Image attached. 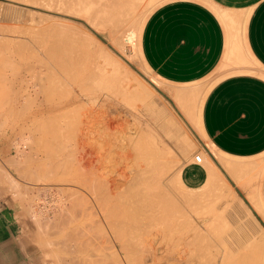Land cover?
Here are the masks:
<instances>
[{"label":"bare ground","instance_id":"bare-ground-1","mask_svg":"<svg viewBox=\"0 0 264 264\" xmlns=\"http://www.w3.org/2000/svg\"><path fill=\"white\" fill-rule=\"evenodd\" d=\"M21 1H23V0H21ZM26 1V0H25ZM30 2L32 1V0H29ZM34 2H35V4H38V3H40V4H38V5H35L36 7H40V5L42 4L43 5V7H45L46 6V8L45 9H49V10H52L51 12L52 13H54V14H58V15H60V16H66V18L67 17H70V18H77V17H79L81 14H86V17H85V19L87 18V21L88 22H91L92 24L94 23V25H95V22L97 21V22H99V24H97L96 26L98 27L99 25H102V24H104L103 26H106L105 24H107V25H109V27H111V29H110V31H111V33H112V42L114 43V45H116V46H121V44H124L125 46H126V44H130V40L132 39V37H131V34L129 33V29H128V27L127 28H123V26L121 27L120 26V24H121V18H122V15L124 16L126 13V11L127 10H129V9H131L132 7H134L133 6V4H134V2L136 1V0H44L46 3H44V1L42 2V1H40L39 2V0H38V2L37 1H35V0H33ZM32 1V2H33ZM152 1H154V0H151L150 2H152ZM26 2H28V1H26ZM25 2V3H26ZM30 2H28V3H30ZM34 2L33 3H31L32 5L34 4ZM37 2V3H36ZM42 2V3H41ZM23 3H24V1H23ZM25 3H24V5H25ZM28 3H26V4H28ZM45 4V5H44ZM137 4V3H136ZM15 5V4H14ZM30 5V4H29ZM135 5V4H134ZM142 5V4H141ZM128 6H129V8H128ZM42 7V8H43ZM139 7V6H138ZM142 7V6H141ZM44 9V8H43ZM127 9V10H126ZM137 9V8H136ZM136 9H134V10H136ZM33 11V13H34V10H32ZM131 11V10H130ZM221 11H223V10H221ZM29 12H31L30 11V9H29ZM38 12V11H37ZM134 12V11H133ZM32 13V12H31ZM30 13V14H31ZM46 13V12H45ZM137 13V12H136ZM135 13V14H136ZM223 13H225V14H227L228 12H226V11H223ZM30 14H29V17H30ZM35 14H36V12H35ZM50 14V13H49ZM129 13L127 12V15H128ZM131 14H132V11H131ZM134 14V15H135ZM37 15H39L38 13L36 14V16ZM46 15V14H45ZM51 15V14H50ZM33 16V15H32ZM130 16V15H129ZM128 16V17H129ZM38 17H40V15L38 16ZM37 17V18H38ZM45 17H47V18H45ZM59 17V16H58ZM125 18H126V15L124 16ZM124 17H123V20H124ZM238 17V16H237ZM43 18V19H42ZM62 18V17H61ZM132 18V17H131ZM228 18V17H227ZM40 19H42L44 22H41L42 20H40ZM40 19L38 18V23L36 24V20H34V22H35V24L38 26H43V23H45V22H48L46 25V28H44L43 27V30H41L42 28L41 27H37V26H35V24L33 25V30L32 31H34L35 33H33L32 34V31L30 32L32 35H34V34H36V31L35 30H37L38 28L42 31H40L39 29H38V33L39 34H36V35H41V34H44V36L45 35H48V38L50 39V41H48L49 39H46L44 36H40L41 38H45V44H49L46 48H47V56H46V54H45V56L49 59L48 61L51 63V66H53V68L55 69V70H53L52 69V67H50V66H48L49 64H48V61H46L45 60V58L44 57H42L41 55V57L42 58H44L43 59V61L42 60H40L39 58H38V54H36V53H34V51H35V49H36V51H37V53H38V49L40 48V45L39 44H34L33 42V38H35V36H33V38H32V36H30L32 39H29V38H22V39H25L24 40V42H23V40H21L20 39V43H25V44H23L24 45V47L22 46V48H24L25 49V46H29V45H26V43L28 44V42L31 40V42L33 43V47L32 48H34V45H36L35 47V49H34V51H32L31 53H28L27 52V49L28 48H30L29 50L31 51V47L29 46L26 50H24V49H21V50H24V52L23 53H25V51H26V53H25V55H21V56H23V57H21V59H23L22 61H25L26 59H28L29 60V58L31 57V55H29L30 57L28 58V56H27V58L25 57L26 55H27V53L28 54H35L36 56H34L33 57V60H35L34 58H38V61L40 60L41 62H46L44 65L45 66H47V67H50V69H52V70H50L51 71V75H50V71H48L49 69L48 68H45V66L44 65H42V63H40V62H38L37 60V62L36 63H40V64H37V65H35L36 63H34V64H32V62L30 63L31 65L29 66V67H32L33 68V65H34V67H35V69H36V66L38 67V68H41L42 69V67L43 68H45V69H48V70H45L44 72H46L47 71V73L49 74V79L47 78V80H46V77L45 76H47L46 74H44V72H41V74L43 75V78L45 77V79H43V81L44 80H46V81H48L49 83H47L48 84V86H47V84H45L46 83V81H45V83H43V81L40 79L41 77H40V75L38 76V74H40L39 72H40V69H38L37 70V72L35 73V76H38V77H40L39 79H38V77H37V80H38V82H42L43 83V85H41V84H38L39 86H40V94H41V90H42V87L44 86V84L46 85V87L42 90V92H44V91H46V90H50V91H46V93L44 92V93H42L43 95L44 94H47V92H48V94L47 95H45V96H42V97H48V96H50V95H52L51 93H52V90H53V96L54 97H56V92H55V89H58V88H60L59 90L61 91V88H62V91H61V93H63L64 92V94L66 93V95L68 94V95H72V94H75L74 95V99H75V102H77V101H80V103H81V98L80 97H78V94L77 93H72V92H70L72 89H70L71 87H70V84H69V87L67 86L66 87V85L67 84H65L64 83V80H69L68 82H70L71 83V86H73L74 84H72L73 83V81L75 82V77H77V79H78V76H79V79L80 78H82V79H80V81L82 82H80V81H78V84L77 83H75V84H77V86L78 85H80V86H78L79 87V89H80V93L79 94H83L84 92L85 93H87L86 91H84V90H88L92 85H91V83L92 82H94V83H92L93 84V86H95V87H93L94 88V90L92 91V88H91V91H92V93H95V89H97V91L99 92V93H97V94H102V93H100V92H102L103 90L105 91V89H106V93L108 94V93H110L109 95H103V97H102V99L101 98H99V99H101V101L102 102H100V100H99V102H100V106H99V109H98V111H96L97 112V115H95V114H92L91 112L90 113H85V114H87V115H85V117H83V119H82V121L84 122V126H83V129H82V132L80 131V133H81V143L80 142H78V143H80V145H81V147L80 148H82L83 147V149H85L86 147L87 148H89V150H88V152H87V154H86V156L83 158V156H81L83 159H81V160H79V164L77 165V170H79V174L81 175L79 178H76V177H74L75 175H70V177H69V175H68V173H69V171L74 167L73 165V161L75 160H73L72 162L70 161V163H66L65 164V167H63V168H66V169H70V170H65V172H68L66 175H68L67 177H64V176H61V181L58 179V180H55V182L56 181H58V182H56V184L57 183H59L60 182V184L61 185H56V186H58V187H56L55 188V190L57 191V192H60V193H65V194H68L69 195V197H70V194L72 195V193H76L77 195L76 196H79L80 194H82L79 198H83V200L81 199V201H85V202H87V203H89V205L91 206L90 207V210L92 209V210H96V212L97 211H99L98 209V207H100V211H101V208H103V209H105L104 210V213L102 212V213H100V214H98V215H100L101 216V214H103L101 217H103V219H107V220H103V219H101V220H99L100 222L102 221V222H104V223H108L107 224V226L109 225V230L108 231H111V232H113L114 231V233L117 231V233H115V235L117 234L118 235V237L116 236V238L118 239V240H120V242H121V244L122 245H119L120 247L117 249L116 248V246H117V242H119L118 240H116V238H114L116 241L114 242V239H113V241H111L112 239H110V240H108L109 242V244H108V250H110V252H107L106 254H105V256H103V257H105V259H106V261L104 262V263H102V262H99V261H102V260H99L98 258H95V257H93V256H91L90 257V250L88 251L87 249H84V250H82L83 248V246H89V237H87V239H86V242L88 241V245H87V243H86V245H83V244H85V243H83L84 242V238H83V242H82V244L81 243H79L80 245H82L81 247L79 246V244L76 246V250H79V251H81L80 252V254L81 255H85V250H87V255H88V252H89V258H88V260L90 259L91 261H89V262H91V264H92V258H93V263L95 264V263H98V264H117L118 263V260H119V257H122L123 256V258H126V259H128V257H133V256H139V257H142V259L143 260H145V259H157L158 257H159V259H165V255H164V253H166L168 250H166V249H163V247L165 246V245H163V244H166V246L165 247H168L167 246V243H168V241H165V239L166 240H169V239H173L174 237H176V235L175 234H177L178 235V233H179V231L177 230L176 231V226H175V224H174V222L172 223L171 221L174 219V216L176 215V214H178V213H176L174 216H173V219H171L170 218V214H169V212L171 211H169V209L167 208V207H165V206H168L169 204L167 203V205L165 204V205H163V200L165 201V199L166 198H162L164 195H166L167 193H164V195L163 196H161L163 193L161 192V190H163V191H165L164 190V187H166L167 188V186H165L162 182H163V178L166 180V179H168V178H166V176H164L166 173L168 174V172L169 171H171V173L170 174H173V176H172V178H173V180L175 181V182H177L178 183V185L182 188V189H184V190H186V191H188V192H191L192 193V195H187V196H184V198L182 199V200H184V202L186 201V202H195V204L193 203L192 204V208L190 207V205H191V203H190V205H189V203L187 204V205H189V209H192V210H195L196 212H198L199 211V209H205V208H201L202 206H201V202L200 201H202V200H200V199H203V197L204 198H206L207 197V200H203V202L204 203H208V200H209V202L211 203L212 202V199L210 198V195L212 194V192L210 191V189H218V194L216 193V195H218L216 198V200H217V202H219V203H221V202H223V201H225L226 203H223L224 205V207H221V210L223 209V211L220 213H216L217 214V216L216 217H214L213 219H211L210 221L213 223L214 222V224H219V223H216V222H218V220L219 219H224V218H227V217H231V220H234L236 223H233V225L232 224H229L228 222H227V220L226 219H224V221H220L219 220V222H220V224L221 223H223L224 222V224H221L222 226H223V229H222V227L221 228H218V227H216V226H219V225H213L215 228H218V229H222L220 232L218 231V229H217V231L219 232V234L217 235V236H219L220 238H218L219 239V241L218 240H216L215 239V236L214 235H216V233H215V231L214 232H212V233H214V235L212 236V234L210 233V232H207V234L208 233H210L211 234V236L212 237H214V239L218 242V245H221L222 246V243L223 242H225L224 240H222L221 238H223L224 236H226L227 234H230L231 233V235L233 236H235V237H237V239L239 238V240H242V242H244L243 243V245H241L242 247H247L248 246V244H249V246H250V248L249 247H247V248H245V249H249V252H251L252 250H250V249H253V247L255 246L256 247V244L254 243V242H256L255 241V238H254V234H256V237L257 238H259L260 237V235H261V241H263V233L264 232H262V229L260 228V227H258V223L256 224L257 225V227L258 228H260L261 229V231H260V234H259V232L258 233H254L253 234V232L251 231L252 230V225H251V223H245L244 221V217L242 218L241 217V214H242V212H244L245 214H247V215H249L248 217H250V214H248V212L246 213V211L248 210H246V208H243V206H242V202L240 201V200H237V196L235 197L234 195V193H232V191H231V189H229L228 188V186H227V184H225L224 183V180H222V178L219 176V174H218V172H217V170L214 168V166H210V168L208 169V179H207V182L205 183V185L204 186H202L201 188H199V189H197V190H190V189H188V188H186L183 184H182V182L180 181V172H181V169H182V165L181 166H176V167H174L175 169L173 170V172H172V167H173V165L172 164H174V163H171V161L169 160V157L172 155V151H171V149L170 148H166V147H168L167 145L166 146H164V143H162L163 141H161V137H160V135H159V127L157 126V127H148L147 125H146V127H148V128H146V129H150L151 131H152V133H150V131H149V133H148V135L145 133V132H147V131H145L144 132V129L142 128V126L140 125V124H138V126H137V124L135 125V128H134V130L133 129H131L132 130V132H130L129 131V128L130 127H128L129 125L127 124V123H121V124H117L116 122H117V116H110V113L112 112V114L113 113H115L117 110H116V107L117 106H115L114 104H116L114 101H113V103L111 102V99H113V100H115V99H117V98H115L114 99V96H119L118 98H122L123 100H125V101H127L126 103H130V105L132 104V105H134L133 104V102H136V104H137V101L140 103V105H141V108L140 109H143V111H145V110H148L147 112H149L151 115H154V112L155 111H153V110H149V107H148V105H147V99L149 98L148 96H147V94L149 93H143V91H141L137 86H133V83H132V81L133 80H136L135 78V76H132V72H130L126 67V65L124 64H122V63H120L119 62V60H117L116 58H115V56L114 57H112V56H109L110 54H112V53H109L108 52V50L106 49V48H104V49H102V46H100V45H102V44H99L98 42L99 41H97V45L98 46H100V47H98L97 49L99 50L100 49V53H98V56L96 55V53H95V60H92L91 61V63L90 62H88L87 64L85 63V62H87L85 59L88 57H86V52L87 51H89V50H91V51H93V49L91 48V47H93L92 46V44L95 42V44H96V40H95V38L94 37H91L90 35H88V33L89 32H87V33H85V31H86V29L84 30V31H82L83 30V28H81L80 26H79V24H78V26L76 25L77 24V22L75 23V25L72 23H69V22H72V21H74V20H72V21H69L70 19H68V20H65V18H62V19H58L57 18V16H44V14H43V17L41 16L40 17ZM45 19V20H44ZM46 19H47V21H46ZM129 19V18H128ZM32 20H33V17H32ZM32 20H30V21H32ZM83 20V19H82ZM226 20V19H225ZM236 20L237 21H228V20H226V22H227V25L229 26V29L230 28H232L233 26H234V24H241L240 22L241 21H238V18H236ZM42 23H40V22ZM69 21V22H68ZM126 21V20H125ZM124 21V22H125ZM88 22H87V24H88ZM234 22H236V23H234ZM30 22L28 21V23L27 24H29ZM78 23H80V22H78ZM102 23V24H101ZM128 23V22H127ZM41 24V25H40ZM82 24V23H81ZM80 24V25H81ZM91 24V25H92ZM30 25H32V24H30ZM83 25V24H82ZM89 25H90V23H89ZM90 25V26H91ZM129 25V24H128ZM2 26V25H1ZM27 26H29V25H27ZM96 26H94V27H96ZM5 27V26H4ZM35 27H37V29L35 28ZM94 27H93V29H94ZM25 28H27V27H25ZM85 28V27H84ZM118 28H119V30H120V32H118ZM137 28H139L138 27V24H137V26L135 27V29L138 31V29ZM1 29H3V28H1L0 27V31H1ZM5 29V31H6V27L4 28ZM3 29V30H4ZM46 29H48L47 31H45V32H47V34L46 33H44L43 31L44 30H46ZM122 29H124L123 31H122ZM25 30L26 29H24V31H20V32H18L17 34H21V35H24L23 34V32H25ZM4 31V32H5ZM7 31H9L8 29H7ZM27 31V30H26ZM122 31V32H121ZM3 32V31H2ZM3 32V33H4ZM132 32V31H131ZM6 33V32H5ZM12 33V32H11ZM16 33V32H15ZM27 32H25V34H26ZM41 33V34H40ZM7 34V33H6ZM8 34H9V32H8ZM19 34V35H20ZM30 34V35H31ZM136 34H137V32H136ZM13 35V34H12ZM18 35V36H19ZM20 35V36H21ZM26 35H28L29 36V33L28 34H26ZM133 36H135V35H133ZM21 37H24V36H21ZM27 37V36H26ZM39 36H36V39L37 40H39L40 41V38ZM4 38V37H3ZM9 38V37H8ZM29 39V41L28 42H26V40H28ZM36 39H35V41H36ZM1 41H2V38L0 39ZM5 40V41H4ZM3 41L4 42H7V41H9V39H7V41H6V37H5V39H4ZM16 40H18L17 41V43L16 44H18V42H19V39L18 38H16ZM16 40L14 41V42H16ZM42 40V39H41ZM1 41H0V43H1ZM2 41V42H3ZM46 41H47V43H46ZM106 41V40H105ZM12 43V39H11V43L12 44H14V46H17V47H15L16 48V50H19L18 48L20 47H18V45H15V43ZM38 42V41H37ZM41 42H43V40L42 41H40V43ZM19 43V45H22V44H20ZM30 43V42H29ZM32 43H31V45H32ZM39 43V42H38ZM92 43V44H91ZM134 43V42H133ZM91 44V45H90ZM5 46H7V43H5L4 44ZM3 45V46H4ZM39 45V46H38ZM41 45L43 46L44 45V42L43 43H41ZM106 45V44H105ZM105 45H103V46H105ZM2 46V45H1ZM13 46V47H14ZM41 46V48H43ZM95 47V46H94ZM93 47V48H94ZM97 47V46H96ZM107 47V46H106ZM123 47V45L121 46V48ZM88 49V50H87ZM97 49H95L96 50V52H98V50ZM103 51H102V50ZM107 50V52H105L106 50ZM118 49H120V48H117V51H119ZM123 49V48H122ZM15 50V51H16ZM28 50V51H29ZM43 51H41L43 54L45 53L44 51H46V49L44 48V49H42ZM84 50H86V51H84ZM124 50V49H123ZM123 50H121V52H123ZM35 51V52H36ZM102 51V52H101ZM19 52H21V51H19ZM18 52V53H19ZM90 52V51H89ZM89 52H88V54H89ZM94 52V51H93ZM22 53V52H21ZM109 53V54H108ZM90 56H92V53L90 52ZM94 54V53H93ZM19 56V55H18ZM20 57H19V59H20ZM94 57V56H93ZM96 57L98 58L97 59V61H96ZM26 58V59H25ZM36 58V59H37ZM41 58V59H42ZM89 58L90 57H88V60H89ZM99 58H100V61H99ZM119 59V58H118ZM31 61H33L32 60V58L30 59ZM45 60V61H44ZM91 60V59H90ZM89 60V61H90ZM21 61V62H22ZM99 61V62H98ZM28 62H30V61H26V62H23L24 64V67H26L27 66V64L29 65V63ZM35 62V61H34ZM92 62L94 63V62H98V63H100V64H96V63H94L93 65L94 66H97L98 65V67L99 68H96V69H98V74H96L95 75V73H94V66L92 67L91 65H92ZM25 63H26V66H25ZM91 64V65H90ZM85 65H87L88 67H89V69L92 67V69H90V71H88V68H87V66H86V68H85ZM91 67H90V66ZM42 66V67H41ZM126 66V67H125ZM23 67V68H24ZM20 68H21V65H20ZM20 68H19V70H20ZM26 70H27V67L25 68ZM25 69H23V70H25ZM34 69V68H33ZM35 69H34V71H35ZM32 70V69H31ZM30 69L28 70V72L27 71H24L25 73H27L28 75H29V73L31 72V73H33L32 71H30ZM43 71V70H42ZM54 71V72H53ZM92 71V72H91ZM21 73V72H20ZM59 73L61 74V77H65L66 79H63L62 78V80H63V83L65 84L64 85V87H65V89H63V84H62V86H59V84H60V82L62 81V80H60L61 79V77H60V75H59ZM56 74H58L59 75V77L56 75ZM33 75V74H32ZM134 75V74H133ZM21 76V75H20ZM30 76V75H29ZM82 76V77H81ZM31 77V76H30ZM30 77H28V78H30ZM34 77V76H33ZM48 77V76H47ZM57 77V79H55ZM135 77V78H134ZM34 78H36V77H34ZM33 78V79H34ZM58 78H59V80H58ZM75 78V79H74ZM23 79L25 80V82H27L28 81V79L26 80L24 77H23ZM23 79H21L22 81H24ZM33 79L31 78V80H32V82H34L33 81ZM54 79V81L56 80V82L57 81H59V82H54V83H52L53 81H50V80H53ZM72 79H74L73 81H72ZM77 79H76V82H77ZM138 79V78H137ZM6 80V79H5ZM20 80V79H19ZM37 80H36V82H37ZM71 80V81H70ZM30 81V80H29ZM28 81V82H29ZM139 81V80H138ZM3 82V81H2ZM32 82H30V83H32ZM68 82H66V83H68ZM23 82H21V83H19V84H22ZM30 83H28V84H26V83H23V84H25L24 86H21L20 85V90H21V88L22 87H24V88H27V85H29ZM1 84V83H0ZM34 83H32V85H33ZM37 84V83H36ZM56 84V85H55ZM95 84V85H94ZM12 85V84H11ZM9 85V87L6 85V86H4V88L6 87L7 89L9 88V89H11V88H13L12 86H14V85ZM49 85H50V87L52 86L53 88H54V86H55V88L53 89L52 87V90H51V88H49L48 89V87H49ZM54 85V86H53ZM57 85H58V88H56L57 87ZM1 86L2 87H0V90H1V88L2 89H4L3 88V85L1 84ZM19 86V85H18ZM31 86V85H30ZM39 86H38V88H39ZM75 86V88L77 87L76 85H74ZM73 86V87H74ZM90 86V87H89ZM100 88V91H99V88ZM11 87V88H10ZM36 87V86H35ZM72 87V88H73ZM81 87V88H80ZM97 87V88H96ZM37 88V87H36ZM35 88V89H36ZM68 88V90L69 91H67L66 89ZM102 88H104V89H102ZM148 88V87H147ZM8 89V90H9ZM16 89V88H15ZM32 89L34 90V91H32L31 93H33V92H35V89L32 87ZM46 89V90H45ZM101 89H102V91H101ZM145 89V88H144ZM196 89L197 88H193V87H191V88H187V87H182V88H175V89H173V91L171 92L170 91V94H171V96L175 99V100H182V99H187V98H189V97H191L192 96V94L193 93H196ZM17 90H18V88H17ZM17 90H15L16 91V93L15 94H17L18 93V91ZM25 90V89H24ZM29 90L30 89H28V92H26L25 91V93H26V95H28V96H30V95H32V94H28V93H30L29 92ZM39 90V89H38ZM37 90V91H38ZM63 90H65V91H63ZM74 90V89H73ZM76 90V89H75ZM81 90H83V91H81ZM90 90V89H89ZM200 89H198V91H199ZM3 91V90H2ZM2 91L0 92V94H2ZM11 91V90H10ZM10 91H8V95H9V97H13V93H12V91L10 92ZM14 91V92H15ZM22 91H23V88H22ZM103 91V92H104ZM110 91V92H109ZM147 91V90H146ZM145 91V92H146ZM151 91V90H150ZM4 92H7V90L5 89L4 90ZM4 92H3V95L5 96V97H8L7 95H5L4 94ZM24 92V91H23ZM23 92H19L18 94H17V96H18V98H19V95H21L22 96V93ZM55 92V93H54ZM76 92V91H75ZM82 92V93H81ZM12 93V96H10V94ZM37 93V92H36ZM35 93V94H36ZM39 93V92H38ZM69 93H72V94H69ZM89 93V95L90 94H92L90 91L88 92ZM87 93V94H88ZM24 94V93H23ZM34 94V93H33ZM76 94H77V96H76ZM150 94H152V93H149V95ZM60 95V92L58 93L57 92V97ZM95 95V94H94ZM99 95V96H100ZM153 95V94H152ZM2 98H3V96L2 95H0ZM17 96H15L14 95V97L15 98H17ZM28 96H26V98L28 97ZM53 96H51V97H49V99L47 98V99H44L43 98V101L45 100V102H43L40 98H37L36 97V95H35V97H33L32 96V98H35V100L34 101H36V103L35 102H31L30 101V99L32 100V98H28L29 99V101H28V99L26 100V105H25V103H23L24 102V100L26 99L25 98V96L23 97V98H25L24 100H22L23 102H22V104H24V106H21L22 104H20V103H18V104H20V106L21 107H23V111L21 110V107H20V109L18 108V110L17 111H20V112H26V111H24V108H25V106L28 108V106L29 107H31L32 106V104L33 103H35L34 105H36V107L34 106V108H36L34 111H33V109H30L31 110V112L33 111V115H34V117L33 118H35V119H37L36 118V116L37 117H44L45 118V116L44 115H47V117H46V119H45V121H44V119H43V121H41L42 119L41 118H38L37 120L38 121H36L35 123L36 124H34V121H33V124H30L29 122L33 119V118H31L32 117V114L30 115L31 117L29 118V119H31V120H29L28 121V123L30 124V126L29 127H31V125H35L34 127H37V128H34L33 126V128H34V130H32L31 128H28V132H29V134L31 135L32 133H30V132H33V134L32 135H34V133L38 130V127H39V130H41V132L40 131H37V133L39 132V134L41 133V136H42V134L45 132V133H49V135H54V136H52L51 138H47V137H49V135H45V133L43 134V136L42 137H37L38 135H36V139L37 140H40V138L43 140V137H45V136H47L46 138H44V141H46V139H47V141L49 140V141H51V145L53 146V148L55 149L56 148V140L57 141H59V139H57V137H56V135L55 134H58L57 133V131H58V129L59 128H57V130L54 128V126L56 125V124H58V123H56L55 125H53L52 126V124L53 123H55V122H53L54 121V119H55V117H54V119L53 120H51L52 119V114L54 115V113L56 112V111H58V113L60 112H62L63 113V108H65V106L63 105V106H61V107H59L60 105V100L59 99H62V98H64V101H65V97L66 96H63V94H61V98H60V96H59V98H58V101L60 102H58V101H56L57 100V97H56V99L54 100L53 98ZM63 96V97H62ZM70 96L68 97L67 96V99L71 102V98H70ZM81 96V95H80ZM83 97L85 96L84 94L82 95ZM102 96V95H101ZM154 96H155V94H154ZM1 97H0V99H1ZM4 97V98H5ZM53 97V98H52ZM73 97V96H72ZM79 99H78V98ZM87 97V96H86ZM22 98V97H21ZM50 98H52L53 99V101L54 102H58V103H56V104H54V103H46V102H48V101H50ZM92 98H93V95H92ZM156 98H158L157 96H156ZM52 99H51V101H52ZM73 99V98H72ZM73 99V100H74ZM84 99V98H83ZM88 99V98H87ZM90 99H91V97H90ZM159 99V98H158ZM40 100V101H39ZM46 100H48V101H46ZM68 100H66V101H68ZM98 100H94L93 101V99H92V103H95V102H97ZM119 100V99H118ZM16 101H17V99H16ZM85 101H87V100H85ZM104 101V102H103ZM122 101V100H121ZM18 102H19V99H18ZM28 102V103H27ZM70 102H67V103H69L70 104ZM74 102V103H75ZM99 102H97V103H99ZM117 102V101H116ZM158 102V101H157ZM30 103H31V105H30ZM46 103V104H45ZM62 103H66V102H63L62 101ZM66 103V104H67ZM79 103V104H80ZM85 103V102H84ZM3 103L1 102V105H0V107L2 106H5V103L2 105ZM8 104V105H7ZM18 104H16L15 103V105H13V111H14V107L16 106V105H18ZM29 104V105H28ZM69 104L66 106V108L69 106ZM72 104H73V101H72ZM71 104V105H72ZM75 104H78V103H75ZM73 105V107L75 108V106H77V105ZM79 104H78V106H79ZM123 104H125V103H123ZM6 105H7V110H8V108H9V110H11L12 111V108H10L11 107V104L9 105V103H6ZM59 105V106H58ZM96 105V104H95ZM130 105H128V107L130 106ZM131 105V106H132ZM9 106V107H8ZM82 106H84L85 107V105H82ZM94 106V105H93ZM125 106H127V105H125ZM137 107L139 106V105H136ZM135 106V107H136ZM1 107V108H2ZM71 107V106H70ZM73 107H71L70 109H69V111L71 110H73V112H74V109H72ZM89 107V106H88ZM101 107V108H100ZM133 107V106H132ZM132 107H129L130 109H132ZM5 108V109H6ZM27 108H25V110H29V108L27 109ZM65 108V111L64 112H66V116H67V109ZM69 108V107H68ZM81 108V107H80ZM87 108V107H86ZM90 108V107H89ZM96 108V107H95ZM105 108L107 109L106 111H104L105 110ZM134 108V107H133ZM154 108V107H153ZM3 109H4V107H3ZM15 109H17V106H16V108ZM60 109V110H59ZM119 109V108H118ZM7 110H5V111H3V112H5L4 114H5V116H7L6 115V111ZM81 110V109H80ZM85 110V109H84ZM83 109H82V111H84ZM91 110V109H90ZM93 110V109H92ZM103 110V111H102ZM127 110V109H126ZM135 110V109H134ZM10 111V112H11ZM13 111H12V113H10V114H14L13 113ZM68 111V112H69ZM70 111V112H71ZM76 111V110H75ZM87 111V110H86ZM85 111V112H86ZM138 111H140L139 109H138ZM157 111V113H158V109L156 110ZM2 112V113H3ZM18 113V117L19 118H21L20 117V115L19 114H23V113ZM95 112V113H96ZM122 112V111H121ZM135 112H137L136 110H135ZM1 113V114H2ZM15 113H17V112H15ZM28 113H30V112H28ZM57 112L55 113V116L58 114ZM59 113V114H60ZM116 113H118V112H116ZM130 112L128 111V114H129ZM133 113V112H132ZM161 113V112H160ZM160 113H159V115H160ZM4 114H3V117H1L0 116V118H2V121L3 120H6V121H8L7 120V118L8 119H10V115L8 114V116L7 117H5L4 116ZM48 114L49 115H51V116H49L48 117ZM71 114H73V113H71ZM71 114H69L68 115V117L70 118L71 117ZM80 114V113H79ZM120 114V113H119ZM162 114H163V112H162ZM161 114V115H162ZM17 115V114H16ZM24 115H27V112H26V114H24ZM36 115V116H35ZM63 116H65L64 114H62ZM62 115H60L59 116V118L61 119V116ZM122 115H123V113H122ZM121 115V116H122ZM126 115V114H125ZM62 116V117H63ZM75 116V115H74ZM127 116V115H126ZM125 116V117H126ZM156 116L157 115H154V118H156ZM13 117H15V118H17L16 116H13ZM22 117H25V116H22ZM29 117V116H28ZM73 117V116H72ZM137 117H139L140 119L142 118V120H143V115H142V113H140V112H138V115H137ZM4 118V119H3ZM11 118H12V116H11ZM15 118H13V119H15ZM27 118V117H26ZM66 119H67V117H65ZM74 118V117H73ZM81 118V117H80ZM85 118V119H84ZM126 118H128V117H126ZM132 118H135V117H133L132 116ZM48 119H50V120H48ZM66 119H63L64 121L62 122L63 124H66ZM121 119V118H120ZM11 120V119H10ZM16 120H18V119H16ZM39 120H40V122H39ZM71 120V119H70ZM69 120V121H70ZM79 120V119H78ZM124 120V119H123ZM153 122L154 121H156L155 119L153 120V119H151ZM6 121H3V124H1L2 122H0V124L2 125V127H1V125H0V128H3V125H4V127H5V125L6 124H8ZM12 121V120H11ZM14 121V120H13ZM61 121V120H60ZM73 121V120H72ZM127 121V120H126ZM134 121V120H133ZM135 121H136V119H135ZM138 121V120H137ZM136 121V122H137ZM6 122V123H5ZM39 123V126H38V123ZM42 122H43V125L44 126H42ZM51 122H53V123H51ZM118 122H123V121H118ZM124 122H125V120H124ZM141 122V121H140ZM142 122H144V121H142ZM178 122V121H177ZM13 123V122H12ZM16 123V121H14V123L13 124H15ZM168 123V122H167ZM12 124V125H13ZM49 124H51V126L52 127H48V125ZM59 124H61V123H59ZM58 124V125H59ZM127 124V125H126ZM145 124V123H144ZM175 124V123H174ZM42 126V128H41V126ZM47 125V126H46ZM133 125V124H132ZM199 125H200V123H199ZM11 126V125H10ZM14 126V125H13ZM16 126H17V124H16ZM81 127H82V125H80ZM134 126V125H133ZM137 126V127H136ZM172 126H173V124H172ZM22 127V126H21ZM21 127H19V128H21ZM25 127H27V125H25ZM25 127H22V128H24L25 129ZM45 127V128H44ZM48 127V128H47ZM57 127V126H56ZM70 127V126H69ZM128 127V128H127ZM176 127V126H175ZM14 128V127H13ZM174 128V127H173ZM178 128V127H177ZM176 128V129H177ZM180 128V127H179ZM201 128V127H200ZM27 129V128H26ZM29 129H31L30 131H29ZM128 130V133H124V130L125 131H127ZM160 129L161 130H164L165 129V127H160ZM176 129H174V130H176ZM12 130V129H11ZM51 130V131H50ZM99 130H101L100 131V133H99ZM160 130V131H161ZM172 130L173 129H168L167 130V132H168V138H169V134H170V132H172ZM16 131H18L17 129H16ZM22 131H24L23 129H22ZM61 131V130H60ZM97 132V135L101 138V137H104L103 135L105 134L106 136H108L109 138L107 139L106 137H104V138H101V143L98 145V143H97V145L95 146L94 145V148H93V143L94 142H92V145L90 144L91 142L90 141H92V140H90L89 141V136H91V134L92 133H94V132ZM118 131H120V133L117 135V133H118ZM43 132V133H42ZM52 132H53V134H52ZM96 132L94 133V134H96ZM4 133V132H3ZM22 133V132H21ZM161 133V132H160ZM10 134V133H9ZM28 134V133H27ZM62 134V133H61ZM65 134H66V132L64 133V135L63 136H65ZM23 135V134H22ZM22 135H20V136H22ZM68 135V134H67ZM71 135V134H70ZM69 135V136H70ZM75 135V134H74ZM102 135V136H101ZM163 135V134H162ZM167 135V134H166ZM29 136V135H28ZM26 137V138H29V137ZM57 136H59V134L57 135ZM69 136H67L68 138H69ZM79 136V135H78ZM96 136V135H95ZM98 136H96V138L98 137ZM119 136V137H118ZM171 136V135H170ZM183 136V135H182ZM31 137V136H30ZM34 138H33V140H35V136H33ZM74 137V136H73ZM98 137V138H99ZM171 137H173V136H171ZM39 138V139H38ZM65 138V137H64ZM167 138V139H168ZM171 139V138H170ZM188 139V138H187ZM26 140V139H25ZM28 140V139H27ZM96 140V139H95ZM98 140V139H97ZM23 141V140H22ZM22 141H20V142H22ZM29 141V140H28ZM67 141V140H66ZM66 141H64L65 143H66ZM99 141V142H100ZM19 142V141H18ZM25 143L24 144H22V145H19L18 143V146H16L15 145V151H16V153H18L20 156L22 155V157L23 156H25V157H19V159H14V158H12L13 160H11V162H10V167H11V165H18V167L19 166H25V168L27 167V166H30V168H31V166H34V165H32L33 164V162H36V164H35V166L33 167L34 168V174L35 173H38V170H39V167L38 168H36V169H38L37 170V172H36V170H35V167H37L38 166V163L39 162H43L44 161V157H45V159H47V161H48V158H50V157H46L47 156V154L46 153H50L52 156H55L56 155V153H59V152H57V150L54 152V150H52V151H47L46 152V150H44L45 152H43L42 150L43 149H48L49 150V147L47 146L48 145V142H44V143H42V141L40 140V141H32V143H31V140H30V142H27V141H24ZM27 142V143H26ZM33 142H35V143H33ZM39 142V143H38ZM40 142H41V145L42 144H44V145H42V146H40L39 144H40ZM59 142H61V141H59ZM64 142H62L63 144H65ZM175 142H177V141H175ZM188 142V141H187ZM29 143H31V144H34V147L36 148V149H42L43 147V149L42 150H40V152H37V154H39V153H44V157L42 158V161L40 160H38V156H37V154H35V150H33L34 148H32V146H30V144ZM47 143V144H46ZM58 144V143H57ZM61 144V143H60ZM63 144H61L59 147H61L62 148V145ZM47 147H46V146ZM64 146V145H63ZM67 146V145H66ZM180 146V145H179ZM191 146V145H190ZM38 147V148H37ZM46 147V148H45ZM75 147V146H74ZM73 147V148H74ZM85 147V148H84ZM189 147V146H188ZM57 148H58V146H57ZM65 147H63V149H64ZM72 148V147H71ZM190 148V147H189ZM59 149V148H58ZM68 149H70V148H68ZM75 149H76V147H75ZM182 150H183V152L185 151L183 148L180 150L181 151V154H183V152H182ZM38 151V150H37ZM59 151V150H58ZM60 151L62 152V150L60 149ZM64 151V153H66L67 151L66 150H63ZM66 151V152H65ZM69 151V150H68ZM81 151V150H80ZM73 152V151H72ZM71 151L69 152V156L71 155L70 153H72ZM42 153V154H43ZM64 153H59V156H61L60 154H62V156L61 157H59L60 159V163L61 162H63V160H64V158H62L63 157V155H64ZM186 152H184V154H185ZM67 154V153H66ZM66 154L64 155L65 157H66ZM76 154V153H75ZM82 154V153H81ZM39 155H41V154H39ZM50 155V156H51ZM58 155V154H57ZM56 155V156H57ZM108 155H110V157H111V155H112V157L110 158V159H106V160H108V162L110 163L111 162V164H110V166H111V173L110 174H113L111 177H112V179L111 178H106V176H103L102 175V173L106 170V166H105V168H104V164L103 163H108L106 160V162H103V160H104V158L105 157H107ZM49 156V155H48ZM51 156V157H52ZM56 156H55V158H56ZM184 155H182V157H183ZM14 157H16V155L14 156ZM72 157H76V155L75 156H73V153H72ZM207 157V156H206ZM11 158V157H10ZM10 158H8V159H10ZM22 158V159H21ZM53 158V157H52ZM52 158L51 159H49L50 161L49 162H51V160H52ZM61 158L63 159V160H61ZM70 158V157H69ZM204 158V157H203ZM27 160V161H29V165H28V163L25 161V162H23L24 160ZM33 161H31V160ZM35 159H37L36 161H34ZM68 159V158H67ZM173 160H174V158H172ZM208 159V158H207ZM58 160V161H59ZM66 160V159H65ZM64 160V161H65ZM69 160H71V159H69ZM177 159H175V161H176ZM53 161H54V159H53ZM177 161H179V160H177ZM32 162V163H31ZM46 162V161H45ZM45 162H43V163H45ZM55 163H57L58 165L60 164V163H58L57 161H54ZM53 162V163H54ZM66 162V161H65ZM219 162V161H218ZM4 163V162H3ZM26 164V165H24V164ZM43 163H39L40 164V167L42 166V164ZM54 163V164H55ZM108 163V164H109ZM9 165V161L6 163V165ZM49 165V163H46L45 165H44V167L43 168H47L46 167V165ZM103 164V165H102ZM177 164V163H176ZM3 165V164H2ZM1 165V163H0V174L2 173L3 175H1L2 177H5V179L6 180H8L9 179V185H10V188L12 187V185H16L15 187L13 186V188L12 189H14V188H16V189H14V190H16V192H17V190H20V189H22L23 187H21L20 186V184H19V187H18V184H14V183H20V182H17L16 180H14L15 178H12L11 176H9L10 174L8 173V171H7V169L5 168L4 169V167ZM7 165V166H8ZM50 165H52V166H54L53 164H51L50 163ZM57 165V166H58ZM171 165H172V167H171ZM224 167H225V169L227 170V171H229L231 174H233V175H235L236 177H238V175H240V174H242V173H247L248 172V169H247V167H245V166H242V165H240V164H230V163H227V162H223V164H222ZM5 166V165H4ZM21 166V168H20V170L22 169V171H23V167ZM56 166V164H55V166L54 167H52V168H49L50 169V171L54 168V170H55V168L57 169L58 167ZM60 166L62 167V163L60 164ZM63 166H64V163H63ZM3 167V168H2ZM6 167V166H5ZM9 167V166H8ZM75 167H76V165H75ZM109 167V166H108ZM17 168V167H16ZM33 168H32V170L30 171L31 173H33L32 171H33ZM43 168H41V169H43ZM60 168V167H59ZM222 168V167H221ZM26 169H28V168H26ZM26 169H24V170H26ZM40 169V171L42 172H40L41 174H44V175H46V170L48 169H43V170H41ZM61 169V168H60ZM59 169V170H60ZM99 169H101L100 170V172H99ZM105 169V170H104ZM110 169V167L107 169V170H109ZM17 170V169H16ZM19 169H18V171H17V173L19 174V171H20ZM58 170V169H57ZM63 170V169H62ZM75 170V169H74ZM77 170L76 171H74V173L75 172H77ZM102 170H103V172H102ZM219 170V169H218ZM260 170L261 169H256L255 170V172L254 173H252L251 175L253 176V177H258L259 176V174H260ZM44 171V172H43ZM92 171H94L93 173H94V176L95 177H92L93 175V173H92ZM95 171H98V173H101V175H99V176H97L96 174H98L97 172L95 173ZM110 171V170H109ZM223 171V170H222ZM21 172V171H20ZM29 171H28V173H30ZM48 172H49V170H48ZM52 172V171H51ZM57 172V171H56ZM62 172V171H61ZM72 172V171H71ZM105 172H107V171H105ZM224 172V171H223ZM22 173V175H25V174H23V172H21ZM20 173V174H21ZM27 173V174H28ZM53 173V175L55 176H57V175H62V174H57V173H55L54 174V171L52 172ZM63 173V172H62ZM49 174V173H48ZM65 174V173H64ZM72 174V173H71ZM76 175H77V173H75ZM78 174V175H79ZM108 174H109V172H108ZM110 174L107 176V177H109L110 176ZM169 174V175H170ZM22 175H20L21 176V178H22ZM37 175V174H36ZM53 175L51 176V177H53ZM65 175V176H66ZM77 175V176H78ZM0 176V178H2ZM26 176V178H27V175H25ZM34 176L35 175H33L32 174V176H30V178H31V180H33V179H37L38 177L37 176H41V175H37L36 177L37 178H34ZM49 176V175H48ZM55 176V178H57ZM164 176V177H163ZM252 176H251V178H252ZM24 177V176H23ZM43 177H46V176H43L42 175V178ZM50 177V178H51ZM62 177H63V179H62ZM28 178H29V174H28ZM42 178H40V181H42L41 179ZM4 179V183H6V180ZM39 179V178H38ZM37 179V180H38ZM53 178H51V179H49L48 178V180H47V182L49 181V180H52ZM23 180H25V179H23ZM44 178H43V182H44ZM169 180H171L170 179V177H169ZM169 180H166V183L165 184H167V181H169ZM250 180V179H249ZM14 181H16V182H14ZM30 181V180H29ZM53 181H54V179H53ZM231 181V180H230ZM252 181V180H251ZM23 182H25V181H23ZM33 182V181H32ZM46 182V183H47ZM52 181H50V183H51ZM175 182H174V187H175ZM10 183H12V184H10ZM49 183V182H48ZM49 183V184H50ZM164 185V187H163V185ZM171 183V181H169V183L168 184H170ZM176 183V184H177ZM22 184V183H21ZM29 185H30V183H28ZM54 184V183H53ZM161 184V185H160ZM167 184V185H168ZM4 185H6V184H4ZM41 185H42V183H41ZM66 185H69V186H75L76 188L78 187V188H80L81 190H83L84 191V193L82 192L81 193V191L79 192V190L78 189H75L74 190V188H73V190L71 189V188H66L67 186ZM235 185V184H234ZM26 186H27V184H26ZM54 186V185H53ZM65 186V187H64ZM169 186V185H168ZM172 186V185H171ZM171 186H169V187H171ZM177 186V185H176ZM33 187V186H32ZM49 187H51V186H48V188ZM160 187H162V189L160 188ZM173 187V188H174ZM178 187V186H177ZM177 187H176V189H177ZM5 188V187H4ZM18 188H20V189H18ZM27 188L29 189V187L27 186ZM226 188H228V193L227 194H224L225 192H224V189H226ZM5 189H7V188H5ZM4 189V191H6ZM38 189V188H37ZM41 189V188H40ZM168 189H170V188H168ZM167 189V190H168ZM11 190V189H10ZM26 190V189H25ZM25 190H24V193H25ZM32 190H34V189H32ZM45 190V189H44ZM43 190V191H44ZM76 190H78L77 192H76ZM166 190V191H167ZM3 191V192H4ZM7 191H8V189H7ZM27 191H29V190H27ZM169 191V190H168ZM167 191V192H168ZM171 191V190H170ZM169 191V192H170ZM175 191V190H174ZM12 192H14L15 194H16V197L15 198H17V196H19L20 194H21V192L20 191H18L17 193L15 192V191H13L12 190ZM32 192V191H31ZM37 192V191H36ZM176 192H177V190H176ZM23 193V194H24ZM44 193V192H43ZM49 193V192H48ZM80 193V194H79ZM171 193L173 194V190L171 191ZM175 193V192H174ZM177 193H179V192H177ZM5 194V193H4ZM14 194V195H15ZM18 194V195H17ZM23 194H21V196L23 195ZM58 194V193H57ZM56 194V195H57ZM184 194V193H183ZM189 194V193H188ZM214 194V193H213ZM34 195H37V193L36 194H34ZM44 195V194H43ZM53 195V194H52ZM74 196H75V194H73ZM72 195V196H73ZM176 195V194H175ZM178 195V194H177ZM8 196V195H7ZM6 196V197H7ZM13 196V195H12ZM21 196H20V198L19 199H17V200H19L20 201V199H24V197H22L21 198ZM38 196V195H37ZM73 196V197H74ZM170 196H172V195H170ZM182 196V195H181ZM180 196V197H181ZM209 196V197H208ZM32 197V196H31ZM58 197V196H57ZM65 197V196H64ZM63 197V198H64ZM73 197H71L72 199H73ZM167 197V196H166ZM179 197V198H180ZM35 198H36V196H35ZM38 198V197H37ZM36 198V199H37ZM62 198V197H61ZM78 198V197H77ZM170 198V197H169ZM173 198H174V195H173ZM176 198H177V196L175 197V202L177 203V201H176ZM10 199V198H9ZM26 199V198H25ZM28 199V198H27ZM68 199V198H67ZM67 199H65V200H67ZM70 199V198H69ZM170 199H172V198H170ZM239 199V198H238ZM11 200V199H10ZM30 200V202H31V199H29ZM33 200V199H32ZM48 200V199H47ZM64 200V199H63ZM73 200H76V198L75 199H73ZM181 200V201H182ZM200 200V201H199ZM25 201V200H24ZM39 201V200H38ZM68 201V200H67ZM79 201V200H78ZM172 201H174L173 199H172ZM171 201V202H172ZM179 201V200H178ZM197 201H198V204H197V207L199 206V208H197L196 209V207L195 206H193V205H196V203H197ZM237 201H238V204H236L237 203ZM27 202V201H26ZM34 202H36V201H34ZM48 202V201H47ZM69 202V201H68ZM167 202H168V200H167ZM180 202V201H179ZM178 202V203H179ZM185 202V203H186ZM199 202L201 203V204H199ZM215 202V201H214ZM216 202V203H217ZM12 203H14V202H12ZM43 203H45V202H43ZM57 203V202H56ZM70 203V202H69ZM73 203H74V201H73ZM80 203V202H79ZM82 203H84V202H82ZM177 203V205L180 207L181 206V204L179 203L178 204ZM184 203V204H185ZM206 203V204H207ZM50 204V203H49ZM53 204V203H52ZM65 204V203H64ZM75 204H77V202L75 203ZM81 204V203H80ZM85 204V203H84ZM175 204V203H174ZM225 204L227 205V207H225ZM21 205V204H20ZM27 205V204H26ZM33 205V204H32ZM59 205V204H58ZM62 205V204H61ZM74 205V204H73ZM88 205V204H87ZM87 205H86V208H88L87 207ZM102 207H101V206ZM177 205H174V206H176L177 207ZM186 205V204H185ZM187 205L185 206V207H187ZM205 205V204H204ZM23 206V205H22ZM30 205H28V206H25L26 208L27 207H29ZM66 206V205H65ZM64 205H62V207L61 208H63L64 209V207H65ZM207 206H208V204H207ZM217 206H219V204L218 205H216L215 207H217ZM247 206V205H246ZM7 207V206H6ZM8 207H9V205H8ZM7 207V208H8ZM25 207H23L22 209H24V210H22L23 212L26 210L25 209ZM42 207V206H41ZM51 207V206H50ZM73 207V206H72ZM71 207V208H72ZM84 207V206H83ZM105 207V208H104ZM170 207H172V205L170 204ZM169 207V208H170ZM176 207H174L175 208V211H177L176 209H179V207L178 208H176ZM182 207V206H181ZM181 207H180V209H181ZM185 207H183V208H185ZM194 207V208H193ZM245 207V206H244ZM251 207V206H250ZM35 208V207H34ZM58 208H59V206H58ZM75 208V207H74ZM173 208V207H172ZM172 208H170V209H172ZM208 208V207H207ZM206 208V209H207ZM209 208H210V210L209 209H207V210H201V211H203L204 212V214L205 213H209V211L211 212L212 210L211 209H213V207L212 206H209ZM103 209H102V211H103ZM157 209H158V212H164V215H160L158 212H157ZM179 209V210H180ZM188 209V210H189ZM217 209L219 210L220 208L219 207H217ZM216 209V210H217ZM35 210V209H34ZM37 210V209H36ZM66 210H68V208L66 209ZM74 210V209H73ZM79 210V209H78ZM183 211V213H185L186 212V210L184 211V209H182ZM209 210V211H208ZM220 210V211H221ZM31 211V210H30ZM51 211V210H50ZM62 211V210H61ZM60 211V212H61ZM173 211V210H172ZM171 211V212H172ZM54 212V211H53ZM67 212V211H66ZM75 212V211H74ZM84 214H85V212H86V210H85V212L84 211H82ZM90 212H92V211H90ZM217 212V211H216ZM225 212V213H224ZM34 213V212H33ZM42 213V212H41ZM63 213V212H62ZM61 213V214H62ZM72 213V212H71ZM80 213V212H79ZM82 213V214H83ZM87 213H88V211H87ZM173 213V212H172ZM179 213H180V211H179ZM192 213V212H191ZM222 213H224L223 215H222ZM17 214V213H16ZM26 214H28V213H25V215L23 216V217H21V219L22 218H26L27 216H29V215H27L26 216ZM65 214V213H64ZM69 214V213H68ZM76 214H77V212H76ZM75 214V215H76ZM81 214V215H82ZM162 214V213H161ZM186 214H188L187 212H186ZM220 214V215H219ZM41 215V214H40ZM56 215V214H55ZM70 216H71V214H69ZM97 215V216H98ZM182 216H183V214H181ZM185 215V214H184ZM246 215V216H247ZM15 216V215H14ZM47 216V215H46ZM45 216V217H46ZM65 216H66V214H65ZM65 216H62V217H65ZM72 216L74 217V214H72ZM78 216H80V215H78ZM92 216H96V215H92ZM185 216H187V215H185ZM245 216V215H244ZM36 217V216H35ZM38 217V216H37ZM44 217V218H45ZM72 217V218H73ZM84 217H88V216H84ZM99 217V216H98ZM100 217V218H101ZM172 217V216H171ZM179 217V216H178ZM178 217H175V218H177V219H175V220H178L179 218ZM221 217V218H220ZM28 218V217H27ZM31 218H34V217H31ZM40 218V217H39ZM38 218V219H39ZM48 218V217H47ZM53 218V217H52ZM55 218H57V217H55ZM68 218L69 217H67V220L65 221V222H67L68 221ZM94 218V217H93ZM93 218L91 219V217H90V219L91 220H93ZM181 218V217H180ZM209 218V217H208ZM35 219H37V218H35ZM34 219V222L36 221L37 222V220H35ZM50 219V218H49ZM49 219H48V221L47 222H49L50 223V221H49ZM70 219V218H69ZM75 219H77L76 217H75ZM75 219H70V220H75ZM80 219V218H79ZM79 219H77V220H79ZM82 219V218H81ZM87 219H89V218H87ZM89 219V220H90ZM95 219H96V217H95ZM183 219V221H184V218H182ZM182 219H181V222H182ZM186 219H187V221H186ZM185 219V221L187 222L186 224L188 225H186L185 227L188 229L189 227H190V225L192 224V221L190 220V222H189V219H188V216H187V218ZM191 219V218H190ZM241 219H243L244 221H242ZM250 219V218H249ZM248 219V220H249ZM254 219V218H253ZM19 220V214H18V218L16 219V221H18ZM22 220H24V225L26 226V224H25V222H27L25 219H22ZM22 220H19V221H21L22 222ZM45 220V219H44ZM63 220V219H62ZM70 220H69V223H70ZM89 220H87V222L89 221ZM216 222H215V221ZM246 220H247V218H246ZM251 220H252V218H251ZM18 221V222H19ZM28 221H30V220H28ZM42 221V220H41ZM41 221H39L38 222V226L37 225H35L34 226V224H33V221H31V223L33 224V228L32 229H35L34 227H38V228H36V230L38 229L39 230V227L41 228L40 230L42 231V232H40V230H39V233H40V235L41 234H43L44 232V230H45V228H46V230L49 232L48 234H47V232H46V234L47 235H49V239L48 240H50V238L52 239L53 237H50L51 236V234H50V228L52 227V225H56V222H58V220H56V221H53V223H55V224H50L51 225V227H49V225H48V227H47V224H44V227L45 228H42V225H40L42 222ZM52 221V220H51ZM86 221V220H85ZM84 221V222H85ZM96 221H97V219H96ZM98 221V222H99ZM106 221V222H105ZM174 221V220H173ZM184 221V222H185ZM199 221V220H198ZM203 221V220H202ZM207 221H208V219H207ZM206 221V222H207ZM226 221V222H225ZM36 222H35V224H36ZM47 222H45V223H47ZM60 220H59V224H60ZM80 222H81V224L79 223V224H76V225H78V226H76L75 225V227H73L72 228V226H71V228L73 229L72 230V232L70 231V232H68L69 234H64L67 238H65V236L63 237L62 236V239L64 238V240L65 239H67L68 241H67V243H65L66 242V240L64 241V240H60V241H62V244H59L58 246L59 247H61L60 245H63V243H65L64 245H63V247L64 246H66L67 244H68V242L69 243H71V241H72V243L74 244V242L73 241H76L77 242V240H78V238H81V237H79V235L80 234H78L77 232H79L78 230H81V229H77V227H79V225H82V220H80ZM86 222V223H87ZM101 222V223H102ZM180 222V224H182ZM196 222V221H195ZM211 222H208V225L211 223ZM253 222V221H252ZM44 223V222H43ZM52 223V222H51ZM68 223V224H69ZM72 223H73V221H72ZM72 223H70L69 225H71ZM91 223V222H90ZM93 223V222H92ZM91 223V224H92ZM96 223V226H98L97 225V222H95ZM100 223V224H101ZM152 223H155V228H158L159 226H157V223H171L172 224V226H173V228H176V229H173L172 227H171V229H172V232H173V230H175L176 232L175 233H172L171 234V232H168L169 234H171V238L170 237H168L167 238V236H168V234H166V231L162 234L161 232V236H163V237H165L166 235V238L164 239V243L162 244V242H163V240L161 241V238H163V237H160V241L158 240V238H156V236H155V234L154 233H157V232H159L160 231V229L159 230H157V229H152V230H154V231H156L157 230V232H153V235H151L150 234V236H154L155 238H150L149 240H148V238L146 239V240H148V242H143L144 240L142 239L141 240V242H143L144 243V245H142L141 247H139L140 246V244H141V242H140V244H139V241H138V239L140 240L141 239V236L139 237V238H137L138 237V235H140L141 234V232L142 231H144L143 229H145V228H148V226H150V227H152ZM189 223V224H188ZM191 223V224H190ZM203 223V222H202ZM29 224H30V222H29ZM58 224V223H57ZM59 224L57 225L58 227H59ZM61 224H63L62 222H61ZM68 224H64V225H68ZM90 224V225H91ZM174 224V225H173ZM178 224V222H176V225ZM193 224H194V221H193ZM191 225L192 227H193V229H194V227H196V228H198V229H201L200 227H198L199 226V224L197 225L196 223H195V225L196 226H194V225ZM21 225H22V223H21ZM46 225V226H45ZM93 225V224H92ZM169 225V224H168ZM168 225H167V227H168ZM183 225H185L184 223H183ZM255 225V226H256ZM95 225H94V227H96ZM161 226V225H160ZM205 226H207V223H206V225ZM260 226V225H259ZM22 227H24V226H22ZM27 227V226H26ZM26 227H24V228H26ZM56 226H53V228H55ZM65 227V226H64ZM83 227V226H82ZM85 227V226H84ZM83 227V228H84ZM93 226H91V228H92ZM101 227H103V226H98L97 228L99 229V231L101 232L99 235H101L102 234V228ZM149 227V228H150ZM162 227V226H161ZM167 227H166V229H167ZM178 227H179V225H178ZM180 227H181V225H180ZM184 226H183V229H179V230H181V232L185 229V231H186V228H185ZM192 227H190V229L192 228ZM211 227H212V224H211V226H207L206 228H209V231H210V229H211ZM28 228H30V227H28ZM47 228H49V229H47ZM67 228V227H66ZM65 228V229H66ZM76 228V229H75ZM89 228V227H88ZM96 228V229H97ZM101 228V229H100ZM108 228V227H107ZM153 228V227H152ZM160 228V227H159ZM163 228V227H162ZM182 228V227H181ZM214 228V229H215ZM21 229V228H20ZM59 229H61V227L59 228ZM59 229H58V231H59ZM85 229V228H84ZM98 229L96 230V231H98ZM105 229V228H104ZM198 229H196V232H195V236H192V235H189V237H190V243H188V244H193L194 246L195 245H200L201 243H207V241L208 240H210V238H212V237H209L210 235H203V234H206V232H205V230L203 231V232H205V233H203L202 234V230H199V231H197ZM213 229V228H212ZM211 229V231H213ZM22 230V229H21ZM31 230V229H30ZM30 230H29V232H30ZM36 230H31V231H34L33 233H36V234H32L33 236H38L39 235V233H37V232H35ZM45 230V231H46ZM75 230V231H74ZM87 231H88V229H86ZM91 230V229H90ZM89 230V231H90ZM94 230V229H93ZM146 230V229H145ZM165 230V229H164ZM170 229H168V231H169ZM208 230V229H207ZM206 230V231H207ZM20 231V230H19ZM27 231V230H26ZM26 231H25V233L23 234V235H26V234H28V233H26ZM69 231V230H68ZM74 231V232H73ZM77 231V232H76ZM86 231V232H87ZM95 231V230H94ZM150 231H151V228H150ZM191 231V234H192V231L194 232L195 230H190ZM201 231V235L200 234H196V233H199ZM254 231H255V227H254ZM257 231V230H256ZM28 232V231H27ZM54 232V231H53ZM90 232H93L92 230L90 231ZM89 232V233H90ZM111 232H109L110 234H111ZM144 232H148V233H150L148 230H146V231H144ZM144 232H143V234H144ZM187 232H189V229H188V231ZM187 232H186V235H187ZM217 232V233H218ZM262 232V233H261ZM32 233V232H31ZM63 233V232H62ZM80 233V232H79ZM95 233H97V232H95ZM99 233V232H98ZM104 233V232H103ZM123 233H124V235H123ZM152 233V232H151ZM38 234V235H37ZM45 234V233H44ZM43 234V235H44ZM54 234V233H53ZM53 234H52V236H53ZM60 234V233H59ZM106 234V233H105ZM104 234V235H105ZM120 234H121V237L122 236H124V237H122V238H124L123 240L120 238ZM166 234V235H165ZM180 235L181 234H183L182 236H180V235H178V237L180 236V238H177V241H178V239L180 240V241H182V237H183V240H185V239H187V238H189V237H185L186 235H184V233H179ZM188 234H190V232L188 233ZM18 235H20V233L19 234H17V236ZM31 234L29 235L30 236V238L31 237H33ZM39 235V236H40ZM43 235H42V237H43ZM46 235V236H47ZM58 235V233H56V236ZM83 235V234H82ZM91 235H92V233H91ZM96 235H98V234H96ZM96 235H94L95 237H96ZM112 235V234H111ZM110 235V236H111ZM142 235V234H141ZM147 235V234H146ZM158 235H160V234H158ZM165 235V236H164ZM174 237H173V236ZM203 235V236H202ZM231 235H229L230 236V238H232V236ZM27 236V235H26ZM29 236H27L28 238H29ZM38 236V237H39ZM81 236V235H80ZM93 236V235H92ZM106 236V235H105ZM128 236V237H127ZM132 236H133V238H137V239H131L132 238ZM143 236V235H142ZM202 236V237H201ZM259 236V237H258ZM44 237H45V235H44ZM48 237V236H47ZM85 237V236H84ZM98 237V236H97ZM99 237H101V236H99ZM109 236H107V238H108ZM112 237H114V236H112ZM127 237V238H126ZM173 237V238H172ZM204 237V238H203ZM208 238L209 237V239H207V240H205L206 238ZM228 237V236H227ZM16 238V237H15ZM29 238V239H30ZM33 238H35V237H33ZM176 238H175V240H176ZM185 238V239H184ZM191 238H192V240H191ZM226 238V237H225ZM229 238V237H228ZM227 238V239H228ZM256 238V240L258 241V239ZM36 239H38V238H36ZM40 239H41V236H40ZM47 238L45 237V240H46ZM55 239V238H54ZM56 239H58V238H56ZM233 239V238H232ZM235 239V238H234ZM234 239H233V241H234ZM244 239V240H243ZM30 240H32V239H30ZM48 240H46V242H49V243H44V240L42 241L43 242V244H40V245H42L41 246V249H39V250H42L43 249V251L45 250L46 251V249H44V247L48 244V246H50L52 243H54L55 241L57 242V240H50V241H48ZM94 240V239H93ZM99 240V239H98ZM106 240V239H105ZM122 240V241H121ZM145 240V241H146ZM174 240V239H173ZM172 240V242L174 243V241ZM188 240V239H187ZM187 240H185L186 241V243L187 242H189V240L187 241ZM214 240V241H215ZM231 240V239H230ZM236 240V239H235ZM239 240H237L238 241V243L240 242ZM32 241H34V240H32ZM38 241V243H39V239L38 240H36V242ZM52 241H54V242H52ZM92 241V240H91ZM101 241V240H100ZM170 241V240H169ZM177 241H175V242H177ZM210 241H212L211 243V245H212V247H211V249H214V247L216 246V245H214V243L215 244H217L216 242H213V240H210ZM227 241V240H226ZM232 241V242H233ZM237 241H235V242H237ZM41 242V243H42ZM52 242V243H51ZM104 242V241H103ZM167 242V243H166ZM182 242H184V241H182ZM222 242V243H221ZM228 242H231V241H228ZM231 242V243H232ZM249 242V243H248ZM260 242V241H259ZM258 242V244H257V247H258V245H260V244H262L261 242L259 243ZM264 242V241H263ZM58 243H59V241H58ZM170 243H171V241H170ZM225 243H227V242H225ZM224 243V244H225ZM248 243V244H247ZM252 243L253 244H255L254 246H252ZM35 244V243H34ZM44 244H46L45 246H44ZM92 244H94L93 243V241H92ZM105 244H106V242H105ZM172 244V243H171ZM170 244V245H171ZM176 244V243H175ZM223 244V245H224ZM227 244H229V243H227ZM225 245L226 247L228 246V245ZM237 244V243H236ZM239 244H241V243H239ZM247 244V245H246ZM54 245V246H53ZM55 245H57V243H55V244H52V246L53 247H56ZM95 245H97V244H95ZM174 245V244H173ZM183 245H185V243L183 244ZM187 245V244H186ZM191 245H189L188 246V248H187V246L185 247V249L187 248V251L189 250V247H191ZM192 245V246H193ZM197 245V246H198ZM207 245H209V244H207ZM230 245V244H229ZM232 245L234 246V243H232ZM231 245V246H232ZM58 246H57V248H58ZM69 246V245H68ZM99 246V245H98ZM177 246V245H176ZM181 246H182V244H181ZM201 246H202V248H204V246L201 244ZM201 246H199V247H194L193 249H196L199 253H202L203 252V250H202V252L200 251V247ZM210 246V245H209ZM209 246H207V248H209L210 249V247ZM214 246V247H213ZM225 246H223L224 248L223 249H227L226 250V253L228 252H230V250H229V248L227 247H225ZM232 246V247H233ZM238 246V249L239 248H241V246L240 245H237ZM263 246V245H262ZM32 247V246H31ZM43 247V248H42ZM53 247H50V249L51 248H53ZM102 247V246H101ZM104 247V246H103ZM106 247V246H105ZM220 247V246H219ZM218 246L217 247H215V249L216 248H219ZM264 247V246H263ZM40 248V247H39ZM47 248V247H46ZM67 248V246L64 248V250ZM70 249H71V247H69ZM85 248V247H84ZM90 248V247H89ZM95 247L93 246V250H95L94 249ZM98 248V247H97ZM170 248V247H169ZM173 248V247H172ZM175 248V247H174ZM182 248V247H181ZM180 248V249H181ZM206 248V249H207ZM231 248V247H230ZM259 248H260V251H261V246H259ZM258 248V249H259ZM47 249H49V248H47ZM59 249V250H58ZM57 250L58 251H60V252H63V250H62V248L60 249V248H58ZM117 249V250H116ZM177 249V248H176ZM192 248H190V250H193ZM208 249V250H209ZM210 249V250H211ZM214 249V250H215ZM233 249V248H232ZM254 249H257V248H254ZM253 249V251L255 252L256 250H254ZM52 250V249H51ZM53 250H54V248H53ZM67 250H68V248H67ZM170 250V249H169ZM179 250V249H178ZM181 250H183V248L181 249ZM207 250V251H208ZM208 251V252H212V251ZM234 250H237V248H235ZM43 251H42V253H43ZM48 251V250H47ZM47 251L46 252H44V254L45 253H47ZM56 253H57V251L56 250H54ZM54 251L52 252H50V253H52L51 254V256H49L48 255V257L49 258H51L52 259V256H53V259H52V261H56L57 262V258L59 259L60 258V260L61 259H63L62 257L64 256V255H60L59 256V254H56L57 256H55L54 255ZM69 251V250H68ZM67 251V252H68ZM71 251V250H70ZM97 251H98V249H97ZM195 251V250H194ZM196 251V252H197ZM206 251V250H205ZM220 251H222V249L220 250ZM219 250H216V251H214V252H216V254L215 253H213L212 252V254H215V255H218V253L220 252ZM232 251V250H231ZM239 251V250H238ZM243 251H245V253H244V255L243 256H245V254H246V250H244V248L242 249V251L241 252H243ZM252 251V252H253ZM263 251V250H262ZM261 251V252H262ZM41 252V251H40ZM76 252V251H75ZM84 254H83V253ZM99 252H102L101 250L99 251ZM173 252V251H172ZM174 252H175V250H174ZM173 252V253H174ZM191 251H189L188 253H186V254H191V256L192 255H194L193 253H190ZM207 252V253H208ZM236 251H234L233 252V254L230 252L229 254L227 253V256H226V254H224L225 253V251H224V253L222 252V254H223V257L224 256H226V258H231V257H233L232 259H233V263H234V259H235V261H236V259L237 258H234V253H235ZM238 253L239 255V257H240V259H241V257H243V256H241V254L242 253ZM256 252H258V250L256 251ZM264 252V251H263ZM169 253H170V251H169ZM180 254H182L181 252H179ZM183 253H184V251H183ZM195 253V252H194ZM199 253H197L198 254V256H199V258L201 259V257H202V259H203V263L204 264H206V262H205V259H206V256H203V255H199ZM207 253H205L206 255H208ZM209 253V254H210ZM259 253V252H258ZM258 253H256V255L258 254ZM63 254V253H62ZM79 254V255H80ZM96 254H98L97 252H96ZM100 254H102V253H100ZM177 254V253H176ZM197 254L195 253V255L197 256ZM202 254H204V252L202 253ZM250 254V253H249ZM249 254H247V255H249ZM255 254V253H254ZM261 254V253H260ZM47 255V254H46ZM66 255V254H65ZM87 255H85V256H87ZM94 255V254H93ZM121 255V256H120ZM168 255V254H167ZM232 255V256H231ZM251 255V254H250ZM42 256H43V254H42ZM59 256V257H58ZM74 256V255H73ZM77 256V255H76ZM102 256V255H101ZM100 256V257H101ZM177 256V255H176ZM182 256V255H181ZM184 256H186V255H184ZM190 256V257H191ZM195 256V257H196ZM198 256L196 257V258H198ZM210 255H208L207 256V258L209 257ZM221 256V255H220ZM231 256V257H230ZM253 256V258H255L254 257V255H252ZM258 256L259 255H257V258H258ZM261 256V255H260ZM259 256V257H260ZM48 257H46V258H48ZM56 257V258H55ZM68 257H69V255H68ZM68 257H66V258H68ZM71 257V256H70ZM81 257V256H80ZM174 257V256H173ZM172 257V258H173ZM194 256H193V258H192V260H194L195 261V258ZM203 257H205V258H203ZM215 256H213V257H209L208 258V260H211V259H213ZM218 257V256H217ZM222 257V256H221ZM220 257V258H221ZM222 257V258H223ZM237 257V256H236ZM46 258L45 259H43V260H46ZM74 258L75 259H73V261L71 260V258H69L71 261H70V263H69V259H68V264H73L74 263V260L75 261H77V258L74 256ZM83 258V257H82ZM122 258V259H123ZM136 258V257H135ZM138 258V257H137ZM167 258H168V256H167ZM171 258V257H170ZM181 257H179L178 258V260L180 259ZM185 258H187V260H190V258L188 259V257H185ZM195 258V259H194ZM219 258V257H218ZM261 258H263V255L261 256ZM42 259V258H41ZM56 259V260H55ZM95 259H98V260H96L95 261ZM140 258H138V260H139ZM158 259V260H159ZM198 260V261H202V260ZM223 259H225V257L223 258ZM232 259H231V261H232ZM239 259V258H238ZM239 259V260H240ZM249 259V257H244L243 258V260H248ZM264 259V258H263ZM49 260V259H48ZM65 260H67V259H65ZM80 258L78 259V261L76 262V263H74V264H86L85 262L83 263V261H84V259H83V261L82 262H80ZM125 260V259H124ZM158 260H156V261H158ZM177 260V259H176ZM181 260H184V259H181ZM186 260V261H187ZM214 261H215V258L213 259ZM229 259H227V261H228ZM251 260H252V258H251ZM258 260V259H257ZM51 260L50 261H45V262H47V264H52V263H54V262H52ZM64 261V260H63ZM63 261H61V262H63ZM115 261L117 262V263H115ZM120 261V260H119ZM128 260H126L125 262H127ZM133 261V260H132ZM140 261V263H142L141 262V260H139ZM139 261H137V264H138V262ZM161 261V260H160ZM197 261V260H196ZM198 261H197V263H198ZM206 261H207V259H206ZM222 261H224V260H222ZM256 261V260H255ZM264 261V260H263ZM263 261H262V263L260 262V264H263ZM44 262V261H43ZM48 262H50V263H48ZM55 262V263H56ZM121 262V261H120ZM134 262V261H133ZM179 262V261H178ZM187 262H189V261H187ZM248 262H250V263H252L250 260L248 261ZM253 262H254V259H253ZM54 263V264H55ZM64 263H66V261H64L62 264H64ZM128 264H129V262H127ZM135 263H136V261H135ZM134 263V264H135ZM139 263V264H140ZM190 263V262H189ZM188 263V264H189ZM196 263V262H195ZM194 263V264H195ZM196 263V264H197ZM203 263H198V264H203ZM240 263H241V261H240ZM255 263V262H254ZM43 264V263H42ZM58 264H61L60 262H58ZM88 264H90V263H88ZM123 264V263H122ZM124 264H126V263H124ZM143 264V263H142ZM171 264V263H170ZM173 264V263H172ZM211 264H217L216 262H214V263H211ZM220 264H224V262H221V260H220ZM227 264V263H226ZM228 264H230V263H228ZM236 264H239V263H237V261H236ZM242 264V263H241ZM243 264H247V262H244ZM256 264H258V263H256Z\"/></svg>","mask_w":264,"mask_h":264},{"label":"rangeland","instance_id":"rangeland-1","mask_svg":"<svg viewBox=\"0 0 264 264\" xmlns=\"http://www.w3.org/2000/svg\"><path fill=\"white\" fill-rule=\"evenodd\" d=\"M24 1V3L26 2V1H28V2H30L29 0H23ZM23 1H21V0H0V27L1 28H5L6 27V31H5V29L3 30V29H1V31H0V39L2 38V41L5 39V37H6V41H7V39H9V41H7V42H2L1 40V43H0V83L3 85V88H4V86H8L9 87V85H14V86H12L13 88H11V89H7L6 87L4 88V89H2L1 88V90H0V92L2 91V94H0V95H2L3 96V98L1 97V99H0V105H1V102L4 104L5 103V106H3L4 107V109H3V107L1 108L0 107V116L1 117H3V114L5 113V112H3V111H5V110H7V105H6V103H9V105L11 104V107L10 108H12L13 107V105H15V103L16 104H18V103H20V104H22V100H24L25 98H26V96H28V95H26V93H25V91L26 92H28V89H30L29 90V92L30 93H28V94H32V95H30V96H28L25 100H24V102L23 103H25V105H26V100L30 97V98H32V96L33 97H35V95H36V97L37 98H40L42 101H43V98L44 99H49V97H51V96H53V90H52V88L50 87V85H49V87H48V89L49 88H51V90H52V95H50V96H48V97H42V96H45V95H47L48 94V92H47V94H42V93H46V91H50V90H46V91H44V92H42V90L46 87V85L45 84H47V83H49L48 81H46L47 80V78L49 79V74L47 73V71L46 72H44L45 70H48V71H50V70H55L54 68H53V66H51V63L48 61L49 59L46 57L47 56V46L49 45L48 43H47V41H46V43L47 44H45V38L46 39H49L48 38V35H45L44 36V34H41V35H36V34H39L38 33V29H37V27L39 26H37L36 24L38 23V18L40 19V17L42 16L43 17V14H44V16H57V18L59 19H62V18H65V20H68V19H70L69 21H72V20H74V21H72V22H69V23H73L74 25H75V23L77 22V26H78V24H79V26L81 27V28H83V30L82 31H84L85 29H86V31H85V33H87V32H89L88 33V35H90L91 37H94L95 38V40H96V44H95V42L92 44V46L94 47H91L92 49H93V51H91V50H89L91 53H92V56H90L91 54H90V52L89 51H87L86 53V57L88 56V57H90L89 58V60H88V57L85 59L87 62H85L86 64L88 63V62H90L91 63V61L92 60H95L94 58H95V53H96V55L98 56V53H100L99 51H100V49L98 50L97 48L98 47H100V46H102V49H104V48H106L107 50H108V52L109 53H112V54H110L109 56H112V57H114L115 56V58L117 59V60H119V62L120 63H124L126 66V68L130 71V72H132L133 74H132V76H135L134 78L136 79V80H133L132 81V83H133V86L135 87V86H137L141 91H143V93H152V94H150L149 95V93L147 94V96L149 97L148 99H147V105H148V107H149V110H153V111H155L154 112V115H157L156 116V118H154V115H151L149 112H147L148 110H145V111H143V109H140L141 108V105H140V103L137 101V104H136V102H133V104L134 105H130V103L128 104V103H126L127 101H125V100H123L121 97L120 98H118L119 96H114V99L115 98H117V99H115V100H113V99H111V102L113 103V101L116 103V104H114L115 106H117L116 107V112H118V113H113L112 114V112L110 113V116L112 115V116H117V124H121V123H127L129 126L128 127H130L129 128V131L130 132H132V130L131 129H133L134 130V128H135V125L137 124V126H138V124H140L141 126H142V128L144 129V132L145 131H147V132H145L147 135H148V133H149V131H150V133H152V131L150 130V129H146V128H148V127H159V135H160V137H161V141H163L162 143H164V146H168V147H166L167 149L168 148H170L171 149V151L173 152L172 153V155L169 157V160L171 161V163H174V164H172L173 165V167H172V165H171V167H172V172H173V170L175 169L174 167H176V166H181L182 165V160H181V156L184 154V152H188V151H191V150H194V149H196V148H198L199 150H200V153H199V155L202 157V159H203V164H206V162H208V163H210V165H212V166H214L213 165V163L211 162V160L210 159H207V157H206V155L204 154V150H203V148H205V149H211V145H210V143L207 141V139L204 137V135H203V133H202V131H201V128H200V125H199V119H198V112H199V110L197 109V108H199L200 107V104L202 103V100H203V97H204V95L208 92V90L211 88V86L219 79V78H221L222 76H224V75H220L219 77H216V78H210V79H206V80H203V81H201L200 83H198V84H196V85H194V86H191V87H193V88H197L196 89V93L194 94L195 96H196V99H195V101H194V103H195V106L194 107H184L183 105H182V103L184 102L185 104H192L193 103V99H192V97H189V98H187V99H182L181 101L180 100H175L172 96H171V94H170V91L172 92L173 91V89L174 88H181V87H179V86H169V85H166V84H164V83H162L161 81H159L158 79H157V77L145 66V64L143 63V61H142V59H141V56H140V54H139V51H138V49L134 46V45H132V44H126V46L124 45V44H121V46L123 45V49L121 48V46H116V45H114V43L112 42V33H111V31H110V29H111V27H109V25H107V24H105L106 26H103L104 24H102V25H99L98 27L96 26L97 24H99V22H95V25H94V23L92 24L91 22H88L87 21V18L85 19V17H86V14L84 15V14H81L79 17H77L76 19L75 18H70V17H67L66 18V16H60V15H58V14H54V13H52L53 11L52 10H49L48 8L47 9H45L46 8V6L45 7H43V5L41 4L40 5V7L38 6V7H36L35 5H38V4H40V3H38V4H35V2H34V4L32 5L31 3H33L32 1L30 2V3H28V2H26V3H28V4H26L25 3V5H24V3H23ZM35 1H37L38 2V0H35ZM40 1H42V0H39V2ZM44 1V0H43ZM42 1V2H43ZM46 1V0H45ZM44 1V3H46ZM151 0H136L135 2H134V4H133V6L134 7H132L131 9H129V10H127L125 13V15H126V18L122 15V18H121V24H120V26L122 25L123 26V28L125 29V28H127L128 27V29H129V33L131 34V37H132V39L130 40V43H133V40H134V37L137 35V36H139V34H140V31H141V29H142V27H143V25H144V23H145V21L147 20V18L149 17V15L155 10V9H157L159 6H161L162 4H164V3H167V2H169V1H173V0H154V1H152V2H150ZM36 2V3H37ZM41 2V3H42ZM137 3V4H136ZM15 4V5H14ZM30 4V5H29ZM142 4V5H141ZM45 5V4H44ZM139 6V7H138ZM142 6V7H141ZM44 9H43V8ZM128 8H129V6H128ZM137 8V9H136ZM214 8V7H213ZM29 9H30V11L32 12H29ZM134 9H136V10H134ZM216 9H217V11L221 14V16L224 18V19H226V20H228V21H237L236 20V18H238V21H241V22H245V20H246V16H244L243 14H239V15H237V14H234V13H227V14H225V13H223V11H221V9H218V8H215L214 9V11H215V13L217 14V16L219 17V19L221 20V22H223L222 21V19L220 18V16L218 15V13H217V11H216ZM32 10H34V13H33V11ZM132 11V14H131V11ZM38 11V12H37ZM52 11V12H51ZM134 11V12H133ZM35 12H36V14L38 13L39 15H40V17H38L39 15H37L36 16V14H35ZM46 12V13H45ZM127 12L129 13L128 15H127ZM137 12V13H136ZM31 13V14H30ZM51 15H50V14ZM136 13V14H135ZM29 14H30V17H29ZM46 14V15H45ZM135 14V15H134ZM33 15V16H32ZM130 15V16H129ZM59 16V17H58ZM129 16V17H128ZM238 16V17H237ZM32 17H33V20H32ZM38 17V18H37ZM62 17V18H61ZM123 17H124V20H123ZM132 17V18H131ZM228 17V18H227ZM45 18H47V17H45ZM129 18V19H128ZM43 19V18H42ZM42 19H40V20H42ZM83 19V20H82ZM30 20H32V21H30ZM34 20H36L35 22H36V24H35V22H34ZM45 20V19H44ZM63 20V19H62ZM126 20V21H125ZM28 21L30 22L29 24H27L28 23ZM46 21H47V19H46ZM125 21V22H124ZM40 22V21H39ZM41 22H44L43 20L41 21ZM40 22V23H41ZM78 22H80V23H78ZM87 22H88V24H87ZM128 22V23H127ZM240 22V23H241ZM48 22H45V23H43V26H39V27H41L42 29L41 30H43V27L44 28H46V26L49 24H47ZM83 25H82V24ZM89 23H90V25H89ZM97 23V24H96ZM234 23H236V22H234ZM30 24H32V25H30ZM35 24V26H37V27H35L37 30H35L36 31V34H34V35H32L33 33H35L34 31H32L34 28H33V25ZM42 24V23H41ZM40 24V25H41ZM47 24V25H46ZM81 24V25H80ZM129 24V25H128ZM137 24H138V27L139 28H137L138 29V31L135 29V27L137 26ZM224 24V23H223ZM2 25V26H1ZM27 25H29V26H27ZM235 25V24H234ZM5 26V27H4ZM94 26H96V27H94ZM121 26V27H122ZM25 27H27V28H25ZM85 27V28H84ZM93 27H94V29H93ZM7 29L9 30V31H7ZM24 29H26L25 30V32H27L26 34H28L29 33V36L28 35H26L25 34V32H23V34L24 35H21L20 33V35L21 36H24V37H21L19 34H17L18 32H20V31H24ZM124 29H122V31L124 30ZM40 30V29H39ZM40 30V31H41ZM48 29H46V30H44L43 32L44 33H46L47 34V32H45V31H47ZM4 33H3V32ZM32 31V34L30 33ZM121 31V32H122ZM132 31V32H131ZM8 32H9V34H8ZM12 32V33H11ZM16 32V33H15ZM42 32V31H41ZM118 32H120V30H119V28H118ZM136 32H137V34H136ZM13 34V35H12ZM31 34V35H30ZM19 35V36H18ZM133 35H135V36H133ZM27 36V37H26ZM30 36H32V38H33V36H35V38H31ZM36 36H44L45 38H41L42 40H43V42H44V45L42 46L41 45V43H43V42H41L40 43V41H42L41 39H40V41L39 40H37L36 39ZM4 37V38H3ZM9 37V38H8ZM16 38H18L19 39V42H18V44H16L17 43V41L18 40H16ZM22 38H29V39H32L33 41V43L34 44H39L40 45V48L38 49V53H37V51H36V45H34V48H32L33 47V43L31 42V40L29 41V39L28 40H26V42H28V44L26 43V45H29L32 49H31V51L29 50L30 48H28L29 46H25V49L24 48H22V46L24 47V45L23 44H25V43H20V39L21 40H23V42H24V40L25 39H22ZM11 39H12V43L16 40V42H14L15 43V45H18V49L19 50H16V48L15 47H17V46H14V44H12L11 43ZM35 39H36V41H35ZM106 40V41H105ZM39 43H38V42ZM48 41H50V39L48 40ZM97 41H99L98 43L99 44H102V45H100V46H98L97 45ZM5 43H7V46H5L4 44ZM19 43L20 44H22V45H19ZM31 43H32V45H31ZM90 44V45H91ZM106 44V45H105ZM135 44V43H134ZM2 45V46H1ZM4 45V46H3ZM38 45V46H39ZM103 45H105V46H103ZM136 45H137V43H136ZM14 46V47H13ZM41 46L43 47V48H41ZM97 46V47H96ZM107 46V47H106ZM236 47H238L239 48V50L242 48L239 44H237V40H236ZM24 49V50H26L27 48V52L28 53H31L32 51H34V49H35V51H34V53H36V54H38L39 56H38V58L40 59V60H42L43 61V59L45 58V60L46 61H48V66H50V67H52V69H50V67H47V66H45L44 64L46 63H44V62H41L40 60L38 61V58L36 59V58H34L35 60H33V57L34 56H36L35 54H28L27 53V55L25 56L26 58H27V56H28V58L30 57L29 55H31V57L29 58V60L28 59H26L25 61H22L23 59H21V57H23V56H21V55H25V53H26V51H25V53H23L24 52V50H21V49ZM46 49V51H44L45 53L43 54L41 51H43L42 49ZM117 48H120V49H118L119 51H117ZM95 49H97L98 50V52H96V50ZM101 49V50H102ZM105 49V50H106ZM16 50V51H15ZM29 50V51H28ZM88 50V49H87ZM107 50L105 51V52H107ZM121 50H123V52H121ZM19 51H21V52H19ZM84 51H86V50H84ZM103 51V50H102ZM101 51V52H102ZM19 52V53H18ZM88 52H89V54H88ZM94 53V54H93ZM108 53V54H109ZM239 53H240V55H239V57L240 58H242L243 59V61L245 62V64L244 65H240V68H237L236 69V71H239V72H244V73H250V74H255V75H258L259 76V74H262L263 76H264V70L262 69V68H260V67H258L253 61H251V59L249 58V56H248V54L246 53V50L243 48V55L241 54V51H239ZM45 54H46V56H45ZM19 55V56H18ZM42 57H44V58H42ZM21 56V57H20ZM94 56V57H93ZM19 57H20V59H19ZM32 58V60L33 61H31L30 59ZM42 58V59H41ZM119 58V59H118ZM97 57H96V61H97ZM38 62H40V63H42V65H44L45 66V68H48V69H45V68H43L42 66V69L41 68H38L37 66H36V69H35V67H34V65H33V68L35 69V71H34V69L32 68V67H29L31 64V62H32V64H34V63H36L37 61ZM44 60V61H45ZM22 61V62H21ZM26 61H30V62H28L29 63V65L27 64V66H26V63H25V66L27 67V70L25 69L26 67H24V63L23 62H26ZM35 61V62H34ZM99 61H100V58H99ZM98 61V62H99ZM98 62H94V63H96V64H100V63H98ZM40 63H36L35 65H37V64H40ZM44 63V64H43ZM93 62H92V67L94 66L93 64H94ZM122 63V64H123ZM123 64V65H124ZM20 65H21V68H20ZM89 65V66H90ZM86 66L87 65H85V68H86ZM90 66V67H91ZM24 67V68H23ZM92 67L90 68V69H92ZM99 68L98 67V65L97 66H94V68ZM19 68H20V70H19ZM87 68H88V71H90V69H89V67L87 66ZM94 69L95 71H94V73H95V75L96 74H98L97 72H98V69ZM23 69H25V70H23ZM30 69V71H32L33 73H31L30 71V73H29V75L31 76H29L27 73H25L24 71H27L28 72V70ZM32 69V70H31ZM38 69H40V74H38V76L40 75V77H38V76H35V73L37 72V70ZM45 69V70H44ZM43 70V71H42ZM21 72V73H20ZM35 72V73H34ZM41 72H44V74H46L47 76H45L44 74V76L46 77V80H44L43 81V79H45V77L43 78V75L41 74ZM54 72V71H53ZM92 72V71H91ZM33 74V75H32ZM21 75V76H20ZM50 75H51V71H50ZM58 77H59V75H60V77H61V74L59 73V75L58 74H56ZM36 77V78H34V77ZM23 77L26 79H28V81L27 82H25V80L23 79ZM28 77H30V78H28ZM37 77H38V79L40 78L42 81H43V83H45V81H46V83L44 84V88L42 87V90H41V94H40V86L41 85H43V83L41 84L40 82H38V80H37ZM59 77V78H60ZM82 77V76H81ZM31 78L33 79V81L34 82H32V80H31ZM59 78H58V80H59ZM62 78L63 79H66L65 77H61V79L60 80H62ZM76 79H77V77H75ZM74 78V79H75ZM138 78V79H137ZM6 79V80H5ZM20 79V80H19ZM21 79H23L24 81H22ZM26 79V80H27ZM55 79H57V77L55 78ZM74 79H72V81L74 80ZM76 79H75V82L73 81V83L72 84H74V85H76L77 86V84H78V81H80V79H82V78H80L79 79V76H78V79H77V82H76ZM36 80H37V82H36ZM139 80V81H138ZM3 81V82H2ZM50 81H53L52 83H54V82H56V80L54 81V79L53 80H50ZM69 80H64V83L65 84H67L66 85V87L68 86L69 87V84H70V89H72L70 92H74V93H77L78 94V97H80L81 99V103H80V101H77V102H75V97H74V95L75 94H72V93H69V94H72L71 96L70 95H66V93L64 94V92L63 93H61V91H62V88H61V91L59 90L60 88H58V85H57V87L56 88H58V89H55V92L57 91L58 93L60 92V98H61V94H63V96H66L65 98V101H64V98H62V99H59L60 100V102L58 101V98H59V96L57 97V92L55 93L56 94V97H57V100L56 101H58V102H54L53 101V99L55 100L56 99V97H52V98H50V101H48V100H46V101H48V102H46V103H54V104H56V103H58L59 105V107H61V106H65V108H66V106L69 104V103H67V102H70L68 99H67V96L69 97L70 96V98H71V102H70V104H69V108L67 107L66 109V111H67V116L65 115L66 114V112H64L65 111V108H63V113L61 112H59L58 113V111H56L58 114L55 116V113H54V115L52 114V119L51 120H53L54 119V117H55V119H54V121L53 122H55V123H53V122H51V123H53L52 124V126L53 125H55L56 123H61V124H56L55 126H54V128L57 130V128H59L58 129V131H57V133L59 134V136H57L58 134H55L56 135V137H57V139H59V141H61V142H59V141H57L56 140V150H57V152H59V153H64V151L63 150H66L65 152L67 153H64V155L66 154V157L63 155V157L62 158H64V160L66 161H64L62 158H61V160H63V162H61L62 163V167L60 166V158L59 157H61L62 156V154H60L61 156H59V153H56V158H55V156H52L50 153L48 154V153H46L47 154V158L48 157H50V158H48V161H47V159H45V157L43 156L44 155V153L43 152H45L44 150H46V152L47 151H52V150H54V152L56 151L54 148H53V146L50 144L51 143V141H47V139H46V141H44V138H46L47 136H45V137H43V140L40 138V140L42 141V143H44V142H48V147H49V150L48 149H39L38 147V149H36L35 147L38 145H36L35 147H34V144H31L32 143V141H40V140H37L36 139V135H38L39 134V132L37 133V131H40L41 132V130H39V127H38V130L34 133V135H32L33 134V132H30V133H32L31 135L29 134V132H28V128H31L33 125H31V127H29L30 126V124H33V121H34V124H36L35 122L36 121H38L37 119L38 118H41V117H37L36 115V118L37 119H35V118H33L34 117V113H33V111L36 109V108H34V106L36 107V105H34L35 103H36V101H34L35 100V98H32V100L30 99V101L32 102H35V103H33L32 104V106L31 107H29L28 106V108H29V110H25V108H27L26 106H25V108H24V111H26L27 112V115H24V114H26V112H20L21 110L23 111V107H21V106H24V104H22L21 106H20V104H18V105H16L17 106V109H15L16 108V106L14 107V111H13V108H12V111H13V113L14 114H10V113H12V111L11 110H9V108H8V110L6 111L7 113H6V115L8 116V114L10 115L9 117H10V119L12 120H10V119H8L7 118V120L8 121H6V120H3V121H6L8 124H6L5 125V127H4V125H3V128H0V163H1V165L4 167V169L6 168L7 169V171H8V173L10 174L9 176H11L12 178H15L14 180H16L17 182H20V183H14V184H18V187H19V184H20V186L21 187H23L22 189H20V188H18V189H20V190H17V192L18 191H20L21 192V194H23L24 193V190H25V193L21 196V194L19 195V196H17V198H15L16 197V194L14 193V192H12V190L13 191H15L16 192V190H14V189H16V188H14V189H12L13 188V186L15 187L16 185H12V187L10 188V185L8 184L9 182V179L8 180H6L5 179V177H2L1 175H3L2 173L0 174V176L2 177V178H0V201L1 202H3V203H6V204H10V205H13L14 206V208L16 209V217L18 218V214H19V220H22V219H25L27 222H25V224H26V226L24 225V220H22V222L21 221H19L20 223H15V225L17 226V231H18V234L20 233V235H19V237H21L22 238V240L24 241V242H26V243H28V244H30V246H32V249H35V257H36V261H35V264H47V262H45L46 260L47 261H52V259H53V256H52V259L51 258H49L48 257V255L49 256H51V254L52 253H50L51 251L53 252L54 250H56L57 251V253L54 251V255L55 256H57L56 254H59V256L60 255H64L62 258L63 259H61L60 260V258L58 259L57 258V262L56 261H52V262H56L55 264H58V262H60L61 264L64 262V261H66V263H64V264H68V259L69 258H71V260L73 261V259H75L74 258V256L77 258V261H78V259L80 258L81 260H80V262H82L83 261V259H84V261H83V263L85 262L86 264H88V263H90L91 264V262H89V261H91L90 259L88 260V258H89V252H90V257L91 256H93V257H95V258H98L99 260H102V261H99V262H102V263H104L105 261H106V259H105V257H103V256H105V254L107 253V252H110V250H108V240H110V239H114V238H116V236L118 237V235L116 234L115 235V233H117V231L114 233V231L113 232H111V231H108L109 230V225L107 226V224L108 223H104V222H100L99 220H101V219H103V217H101L103 214H101V216L100 215H98V214H100V213H104V210L105 209H103V208H101V211H100V207H98L99 209V211H97L96 212V210H90V205H89V203H87V202H85V201H81V199L83 200V198L81 197V198H79L82 194H80L79 196H76L77 194L76 193H72V195L73 194H75V196L73 197L71 194H70V197H69V195L68 194H63V193H60V192H57L56 190H55V188L56 187H58L59 185H61L60 184V182L59 183H57L56 184V182H58V181H56L55 182V180H58L59 178L61 179V176H64V177H67L69 174L70 175H75L74 177H76V178H79L81 175L79 174V170H77L76 168H77V165L79 164V160H81V159H83L85 156H86V154H87V152H88V150H89V148H85V149H83V147L82 148H80L81 147V145H80V143H81V133H80V131L82 132V129H83V124H84V122L82 121V119H83V117H85V115H87V114H85V113H92V114H95V115H97V112L96 111H98V109H99V106H100V102H102L101 101V99H102V97H103V95H109L110 93H106L107 91H106V89H105V91L103 92L102 91V89H104V88H102L101 89V91L102 92H100V93H102L101 95L100 94H97V93H99L98 91H97V89H95L96 91H95V93H92V91L94 90V88L93 87H95V86H93V84L92 83H94V82H92L91 83V85L93 86H89L90 88V90L88 89H86V90H84V91H86L87 93L90 91L92 94H90L89 95V93L87 94V93H83L85 96L83 97L82 95L83 94H79L80 93V89H79V87L78 86H80V85H78L76 88H75V86L73 87V86H71V83L70 82H68ZM71 81V80H70ZM21 82H23V83H26V84H28V83H30V82H32V83H34L33 85H32V83H30L29 85H27V88H24V87H22L23 88V91H22V88H21V90H20V85L21 86H24L25 84H19V83H21ZM57 82H59V81H57ZM56 82V83H57ZM66 82H68V83H66ZM81 82V81H80ZM37 83V84H36ZM63 84V86H62V84ZM63 83V80L60 82V84H59V86H62L63 87V89H65V87H64V84ZM75 83H77V84H75ZM82 83V82H81ZM1 84H0V87H2L1 86ZM38 84H41L40 86L38 85ZM50 84V83H49ZM19 85V86H18ZM31 85V86H30ZM56 85V84H55ZM95 85V84H94ZM26 86V85H25ZM37 88H36V87ZM38 86H39V88H38ZM47 86H48V84H47ZM54 86V85H53ZM32 87L35 89V92H33V93H31L32 91H34L33 89H32ZM73 87V88H72ZM98 87V86H97ZM96 87V88H97ZM148 87V88H147ZM191 87H189V88H191ZM16 88V89H15ZM17 88H18V90H17ZM47 88V87H46ZM54 88H55V86H54ZM53 88V89H54ZM81 88V87H80ZM91 88H92V91H91ZM99 88V87H98ZM145 88V89H144ZM7 90V92H4V90ZM25 89V90H24ZM39 89V90H38ZM74 89V90H73ZM76 89V90H75ZM198 89H200L199 91H198ZM12 91V93L15 95V96H17V94L19 93V92H23L22 93V96L21 95H19V98H18V96H17V98H15L14 97V95H13V97H9V93H8V91ZM15 90H17L18 91V93L17 94H15L16 93V91ZM38 90V91H37ZM67 91H69L68 90V88L66 89ZM147 90V91H146ZM151 90V91H150ZM10 91V92H11ZM15 91V92H14ZM63 91H65V90H63ZM76 91V92H75ZM81 91H83V90H81ZM99 91H100V88H99ZM146 91V92H145ZM3 92H4V94L5 95H7L8 97H5L4 95H3ZM37 92V93H36ZM39 92V93H38ZM110 92V91H109ZM198 92V93H197ZM12 93L10 94V96H12ZM36 93V94H35ZM82 93V92H81ZM77 94H76V96H77ZM95 94V95H94ZM154 94H155V96H154ZM81 95V96H80ZM92 95H93V98H92ZM100 95V96H99ZM25 96V98H23ZM62 96V97H63ZM73 96V97H72ZM87 96V97H86ZM156 96L159 98H156ZM5 97V98H4ZM22 97V98H21ZM77 97V98H78ZM90 97H91V99H90ZM74 100H73V99ZM84 98V99H83ZM88 98V99H87ZM99 98H101V99H99ZM16 99H17V101H16ZM18 99H19V102H18ZM29 99H28V101H29ZM51 99H52V101H51ZM79 99V98H78ZM92 99H93V101L94 100H100V102H99V100L97 101V102H99V103H97V102H95V103H92L93 101H92ZM119 99V100H118ZM66 100H68V101H66ZM85 100H87V101H85ZM122 100V101H121ZM40 101V100H39ZM62 101L63 102H66V103H62ZM72 101H73V104H72ZM117 101V102H116ZM158 101V102H157ZM43 102H45V100L43 101ZM80 103L79 104V106H78V104H75V103ZM85 102V103H84ZM104 102V101H103ZM28 103V102H27ZM45 103V104H46ZM123 103H125V104H123ZM2 104V105H3ZM72 104V105H71ZM77 105V106H75V108L73 107V105ZM96 104V105H95ZM29 105V104H28ZM30 105H31V103H30ZM82 105H85V107L84 106H82ZM94 105V106H93ZM125 105H127V106H125ZM128 105H130L129 107H132V109H130L129 107H128ZM136 105H139L138 107L136 106ZM21 107V110L20 111H17L18 110V108L20 109V107ZM73 107L72 109H74V112H73V110L70 112L69 111V109L71 108V107ZM90 108H89V107ZM136 106V107H135ZM9 107V106H8ZM81 107V108H80ZM87 107V108H86ZM96 107V108H95ZM154 107V108H153ZM6 108V109H5ZM27 108V109H28ZM101 108V107H100ZM119 108V109H118ZM30 109H33V111L31 112V110ZM81 109V110H80ZM82 109L84 110V111H82ZM91 109V110H90ZM93 109V110H92ZM127 109V110H126ZM137 111V112H135V110ZM138 109L140 110V111H138ZM158 109V113H157V110ZM60 110V109H59ZM76 110V111H75ZM87 110V111H86ZM107 109L105 108V110L104 111H106ZM11 111V112H10ZM69 111V112H68ZM86 111V112H85ZM103 111V110H102ZM122 111V112H121ZM128 111L130 112L129 114H128ZM3 112V113H2ZM10 112V113H9ZM15 112H17V113H15ZM23 113V114H19L20 115V117L21 118H19L18 117V113ZM28 112H30V113H28ZM96 112V113H95ZM133 112V113H132ZM138 112H140V113H142V115H143V120H142V118L140 119L139 117H137V115H138ZM161 112V113H160ZM162 112H163V114H162ZM2 113V114H1ZM33 113V114H32ZM71 113H73V114H71ZM80 113V114H79ZM120 113V114H119ZM122 113H123V115H122ZM159 113H160V115H159ZM17 114V115H16ZM32 114V117L30 116ZM62 114H64L65 116H63ZM69 114H71V117L69 118L68 117V115ZM127 116H126V115ZM162 114V115H161ZM60 115H62L61 116V119L59 118V116ZM75 115V116H74ZM122 115V116H121ZM4 116H5V114H4ZM7 116H5V117H7ZM11 116H12V118H11ZM13 116H16L17 118H15V117H13ZM22 116H25V117H22ZM29 116V117H28ZM45 116V118L44 117H42L41 119V121H43V119H44V121H45V119H46V117H47V115H44ZM49 116H51V115H49L48 114V117ZM74 118H73V117ZM128 117V118H126V117ZM132 116L133 117H135V118H132ZM27 117V118H26ZM33 118L32 120L31 119H29V118ZM65 117H67V119L65 118ZM81 117V118H80ZM13 118H15V119H13ZM121 118V119H120ZM4 119V118H3ZM16 119H18V120H16ZM31 120L29 123H28V121L29 120ZM63 119H66L67 121H66V124H63L62 122L64 121ZM71 119V120H70ZM79 119V120H78ZM85 119V118H84ZM125 120V122H124V120ZM135 119H136V121H135ZM151 119H155L156 121H152ZM16 121V123L15 124H13L14 123V121ZM36 120V121H35ZM48 120H50V119H48ZM50 120V121H51ZM61 120V121H60ZM70 120V121H69ZM73 120V121H72ZM123 121V122H118V121ZM127 120V121H126ZM134 120V121H133ZM3 121H2V118H0V122H2L1 124H3ZM43 121V122H44ZM58 121V122H57ZM141 121V122H140ZM142 121H144V122H142ZM178 121V122H177ZM5 122V123H6ZM13 122V123H12ZM39 122H40V120H39ZM43 122H42V126H44L43 125ZM65 122V121H64ZM168 122V123H167ZM38 123V122H37ZM41 123V122H40ZM145 123V124H144ZM175 123V124H174ZM0 124V125H1ZM14 126H13V125ZM16 124H17V126H16ZM126 124V125H127ZM134 126H133V125ZM148 124V125H147ZM172 124H173V126H172ZM11 125V126H10ZM25 125H27V127H25ZM48 125V124H47ZM46 125V126H47ZM80 125H82V127L80 126ZM146 125L148 126V127H146ZM25 127V129L24 128H22V127ZM35 126V125H34ZM33 126V127H34ZM38 126H39V123H38ZM41 126V125H40ZM42 126H41V128H42ZM51 126V124H49L48 125V127L50 128V127H52ZM57 126V127H56ZM70 126V127H69ZM136 126V127H137ZM176 126V127H175ZM1 127H2V125H1ZM14 127V128H13ZM19 127H21V128H19ZM32 127V128H33ZM47 127V128H48ZM127 127V128H128ZM134 127V128H133ZM160 127H165V129L164 130H161L160 129ZM174 127V128H173ZM178 127V128H177ZM180 127V128H179ZM27 128V129H26ZM31 128V129H32ZM34 128H37V127H34ZM34 128L32 129V130H34ZM45 128V127H44ZM177 128V129H176ZM12 129V130H11ZM16 129L18 130V131H16ZM22 129L24 130V131H22ZM31 129H29V131L31 130ZM168 129H173L172 130V132H170V134H169V138H168V132H167V130ZM174 129H176V130H174ZM31 130V131H32ZM61 130V131H60ZM127 130V129H126ZM161 130V131H160ZM35 131V130H34ZM51 131V130H50ZM100 131L101 130H99V133H100ZM4 132V133H3ZM22 132V133H21ZM66 132V134H65V136H63L64 135V133ZM96 132V131H95ZM94 132V133H95ZM128 133V130L127 131H125L124 130V133ZM161 132V133H160ZM10 133V134H9ZM28 133V134H27ZM43 133V132H42ZM45 133V132H44ZM43 133V134H44ZM50 133V132H49ZM49 133H45V135L47 134V135H49ZM62 133V134H61ZM94 133H92L91 134V136H89L90 138H89V141L90 140H92V141H90L91 143V145H92V142H94L93 143V148H94V145L96 146L97 145V143H98V145L101 143V138H104V137H106L107 139L109 138L108 136H106L105 134L103 135L104 137H99L98 135H97V132H96V134H94ZM120 133V131H118V133H117V135ZM23 134V135H22ZM43 134H42V136H43ZM52 134H53V132H52ZM68 134V135H67ZM71 134V135H70ZM75 134V135H74ZM121 134V133H120ZM163 134V135H162ZM167 134V135H166ZM20 135H22V136H20ZM29 135V136H28ZM70 135V136H69ZM79 135V136H78ZM98 136L97 138H96V136ZM173 136V137H171V136ZM183 135V136H182ZM29 137V138H26V137ZM31 136V137H30ZM33 136H35V140H33ZM41 136V133L37 136V137H42ZM52 136H54V135H52ZM51 135H49V137H47V138H51L52 137ZM67 136H69V138L67 137ZM74 136V137H73ZM102 136V135H101ZM59 137V138H58ZM65 137V138H64ZM119 137V136H118ZM168 138V139H167ZM171 138V139H170ZM188 138V139H187ZM26 139V140H25ZM29 141H28V140ZM39 139V138H38ZM96 139V140H95ZM98 139V140H97ZM100 139V140H99ZM23 140V141H22ZM30 140H31V143H29L30 144V146H32V148H34L33 150H35L34 152H35V154H37V152H40V150H42L43 152V154L42 153H39V154H41V155H39V154H37V158H38V160L40 161H42V158L44 157V161L43 162H45V163H43V162H39L40 164L41 163H43L44 165L46 164V163H49V165L47 164L46 165V167L48 168H43L44 167V165L42 164V166L40 167V164L38 163V166L37 167H35V170H36V172H37V170L38 169H36V168H38L39 167V170H38V173H35L34 174V166H35V164H36V162H33L31 159V161L33 162V164L32 165H34V166H31V168H30V166H27L26 164H24V165H26L27 167L26 168H28V169H26L25 168V166L23 167L22 165V167H23V171H22V169L20 170V168H21V166H19L18 167V165H11V167H10V162H11V160H13L12 158H14V159H19V157H22V155L20 156L18 153H16V151H15V145L16 146H18V144L19 145H22V144H24L25 142L24 141H27V142H30ZM67 140V141H66ZM19 141V142H18ZM20 141H22V142H20ZM64 141H66V143L64 142ZM100 141V142H99ZM175 141H177V142H175ZM188 141V142H187ZM26 142V143H27ZM35 142H33V143H35ZM50 142V143H49ZM62 142H64L65 144H63ZM78 142H80V143H78ZM18 143V144H17ZM39 143V142H38ZM58 143V144H57ZM63 144L62 145V148L61 147H59L61 144ZM47 144V143H46ZM40 146H42V145H44V144H42L41 145V142H40V144H39ZM38 145V146H39ZM67 145V146H66ZM180 145V146H179ZM191 145V146H190ZM39 146V147H40ZM46 146V145H45ZM46 146V147H47ZM57 146H58V148H57ZM76 147V149H75V147ZM190 148H189V147ZM45 147V148H46ZM63 147H65L64 149H63ZM72 147V148H71ZM74 147V148H73ZM41 148V147H40ZM68 148H70V149H68ZM184 149L185 151L183 152V150H182V152H183V154H181V149ZM60 149L62 150V152L60 151ZM38 150V151H37ZM59 150V151H58ZM69 150V151H68ZM81 150V151H80ZM72 152L73 153V156H75L76 155V157H72V153H70L71 155L69 156V152ZM76 153V154H75ZM82 153V154H81ZM16 155V157H14ZM49 155V156H48ZM53 157H51V156ZM19 156V157H18ZM81 156H83V158L81 157ZM11 157V158H10ZM23 157H25V156H23ZM22 157V158H23ZM70 157V158H69ZM110 157V155H108L107 157H105L104 158V160H103V162H108V160H106L107 158L108 159H110L111 157H112V155H111V157ZM204 157V158H203ZM8 158H10V159H8ZM21 158V159H22ZM52 158V160H51V162H49L50 160L49 159H51ZM68 158V159H67ZM172 158H174V160L172 159ZM53 159H54V161H57L58 163H60L59 165L57 164V163H55L54 161H53ZM69 159H71V160H69ZM75 159V160H74ZM175 159H177V160H179V161H175ZM34 160V159H33ZM37 159H35L34 161H36ZM59 160V161H58ZM74 160V161H73ZM106 160V161H105ZM208 160V161H207ZM9 161V167L6 165V163ZM27 162L28 163V165L30 164L29 163V161H27L26 159L23 161V162ZM70 161L74 164L73 166V168L70 170V169H66V168H63V167H65V164L66 163H70ZM4 162V163H3ZM31 162V163H32ZM56 164V166L58 167L57 169L55 168V170H54V168L51 170L52 172L54 171V174L55 173H57V174H62V175H55L57 178H55V176L53 175V173L50 171V169L49 168H52V167H54L55 166V164ZM223 162H227V163H230V164H237V163H233V162H230V161H222V162H220V164H221V167L225 170V173H227V175H228V177H229V179L227 178H225L224 176H222V173H220V171L214 166V168L217 170V172H218V174H219V176L222 178V180H224V183L225 184H227V186H228V188L229 189H231V191H232V193H234L235 195V197L237 198V200H240L242 203V206H243V208H246V213L248 212V214H250V217H248L249 215H247V214H245L244 212H242V214H241V217L245 220H243V219H241L242 221H244L245 223L247 222H249V223H251V225L253 226L252 227V232H253V234L254 233H258L259 232V234H260V231H261V229H262V232H264V209H263V206H262V203L260 202L261 200H260V196H259V192H258V189H257V182H258V180H259V177H253L252 175H250V173H242V174H240V175H238V177H236L235 175H233V174H231L229 171H227L226 169H225V167L222 165L223 164ZM35 163V164H34ZM50 163L51 164H53L54 166H52V165H50ZM63 163H64V166H63ZM109 163V162H108ZM108 163H103L104 164V168H105V166L107 167L106 168V170L105 171H107V172H103V170H102V175L103 176H106V178H111L112 179V175L113 174H110L111 173V166H110V164H111V162L108 164ZM177 163V164H176ZM102 164V165H103ZM6 167H5V166ZM75 165H76V167H75ZM110 167V171L109 170H107L109 167ZM2 167V168H3ZM17 167V168H16ZM61 169H60V168ZM32 168H33V173H31L30 171L32 170ZM41 168H43V169H47L46 170V175H44V174H41L42 172L40 171V169ZM17 169V170H16ZM18 169L21 171V172H23V174H25V175H27V178H26V176L25 175H22V173L19 171V174L17 173V171H18ZM24 169H26V170H24ZM43 169H41V170H43ZM60 169V170H59ZM63 169V170H62ZM67 171V170H70L69 171V173L68 172H65V170ZM75 169V170H74ZM48 170H49V172H48ZM77 170V172H75V173H77V175L74 173V171H76ZM100 170L101 169H99V172H100ZM28 171L30 172V173H28ZM41 173H40V172ZM57 171V172H56ZM63 173H62V172ZM72 171V172H71ZM44 172V171H43ZM94 171H92V173H93ZM98 173V171H95V173ZM108 172H109V174H110V176L109 177H107L109 174H108ZM255 172V171H254ZM254 172H251V173H254ZM21 173V174H20ZM29 174V178H28V174ZM49 173V174H48ZM65 173V174H64ZM68 173V175H66ZM72 173V174H71ZM101 173H98V174H96L97 176H99V175H101ZM171 173V171H169L168 172V174L166 173L164 176H166V178H168V179H166V180H169V177H170V179L171 180H169V181H171V183L170 184H168L169 183V181H167V184L169 185V186H171V187H169L167 184H165L166 183V180L163 178L162 180H163V184L165 185V186H167V188L166 187H164V185H163V187H164V190L165 191H163V190H161V192L163 193L161 196H163L164 195V193H167L166 195H164L162 198L164 199V198H166L165 199V201L163 200V205H167V203L169 204L168 206H165V207H167L168 209H169V211L171 210H173L172 212L170 211L169 212V216H170V218L171 219H173V216L176 214V213H178V214H176L175 216H174V221L172 220L171 222L173 223L174 222V224H175V226H176V228H173V226H172V224L171 223H157V226H159L158 228H155L156 226H155V223H152V227H150V226H148V228H145L146 230H148L150 233H148V232H144V231H146L145 229H143L144 231H142L141 232V234L143 235H138V237L137 238H139L140 236H141V239L139 240L138 239V241H139V244H140V242H141V240L143 239L144 241L143 242H148V240L151 238H155L154 236H150V234L151 235H153V232H157V230H159L160 229V231L159 232H157V233H154L155 234V236H156V238H158V240L160 239V237H163V236H161L165 231H166V234H168V236H167V238L168 237H170L171 238V234L172 233H175L177 230L179 231V233H184V235H186V232L188 231V229H189V232H190V234H188L189 232H187V235L185 236L186 238L187 237H189V235H192V236H195V232H196V229H198V228H196L197 226L195 225V223L198 225L199 223V226L198 227H200L201 229H198L197 231H199V230H202V234L203 233H205L206 232V234H203V235H210L209 237H212L213 235H214V233H212V232H214L215 231V233H216V235H214L215 236V239L216 240H218L219 241V239L218 238H220L219 236H217L218 234H219V232L223 229V226L221 225V224H224V222L223 223H221L220 224V222H219V220L221 221H224V219H226L227 220V222L229 223V224H232L233 225V223H236L234 220H231V217L229 218V217H227V218H224V219H222L221 217V219H219L218 220V222H216L215 220V222L216 223H219V224H214V222L212 223L211 221V219H213L214 217H216L217 216V214L216 213H221L222 211H223V209L221 210V207H224L223 205V203H226L225 201H223V202H221V203H219V202H217V196L218 195H216V193L218 194V189H210V191L212 192V194L210 195V198L212 199V202L210 203L209 202V200H208V206H207V204L206 203H204L203 202V200L205 201V200H207V197L206 198H204L203 197V199H200V200H202V201H200L199 202V204H201V208H205L204 210H207V209H209L210 210V208H209V206H212L213 207V209H211L212 211L210 212L209 210V213H205L204 214V210L203 209H199V211L198 212H196L195 210H192V209H189L188 207H189V205H190V203H191V205H190V207L192 206V204L194 203L195 204V202H184V200H182L183 198H184V196H187V195H192V193L191 192H188V191H186V190H184V189H182L179 185H178V183L177 182H175L174 180H173V178H172V176H173V174H170ZM32 174L33 175H35L34 176V178H37L36 180L35 179H33V180H31V178H30V176H32ZM41 175V176H37V175ZM170 174V175H169ZM20 175H22V178H21V176ZM42 175L43 176H46V177H43L45 180H44V182H43V178H42ZM49 175V176H48ZM53 175V177H51V176ZM66 175V176H65ZM70 175H69V177H70ZM93 176L92 177H95L94 176V173L92 174ZM24 176V177H23ZM37 176V177H36ZM112 176V177H111ZM251 176H252V178H251ZM53 178L54 179V181H53V179L52 180H49L48 182L50 183V181H52L50 184L47 182V180H48V178L49 179H51V178ZM40 178H42L41 180L42 181H40ZM4 179L6 180V183H4L5 181H4ZM23 179H25V180H23ZM59 179V180H60ZM62 179H63V177H62ZM250 179V180H249ZM30 180V181H29ZM110 180V179H109ZM231 180V181H230ZM252 180V181H251ZM16 181H14V182H16ZM23 181H25V182H23ZM33 181V182H32ZM61 181V180H60ZM47 182V183H46ZM165 182V183H164ZM174 182H175V187H174ZM22 183V184H21ZM28 183H30V185L28 184ZM41 183H42V185H41ZM54 183V184H53ZM177 183V184H176ZM4 184H6V185H4ZM10 184H12V183H10ZM26 184H27V186L29 187V189L27 188V186H26ZM58 185V186H56V185ZM160 184V185H161ZM235 184V185H234ZM54 185V186H53ZM178 187H177V186ZM33 186V187H32ZM48 186H51V187H49L48 188ZM56 186V187H55ZM67 187L66 188H71L72 190H73V188H74V190L75 189H78L79 190V192L81 191V193L83 192L84 193V191L83 190H81L80 188H76L75 186H69V185H66ZM7 188L8 189V191H7V189H5V188ZM17 187V186H16ZM60 187V186H59ZM65 187V186H64ZM73 187V188H72ZM174 187V188H173ZM176 187H177V189H176ZM38 188V189H37ZM41 188V189H40ZM161 189H162V187H160ZM168 188H170V189H168ZM228 188H226V189H224V194H227L228 193ZM4 189L6 190V191H4ZM11 189V190H10ZM32 189H34V190H32ZM45 189V190H44ZM170 191H172L173 190V194L171 193V191L169 192L168 190ZM27 190H29V191H27ZM44 190V191H43ZM78 190H76V192L78 191ZM168 192H167V191ZM175 190V191H174ZM176 190H177V192H179V193H177L176 192ZM4 191V192H3ZM32 191V192H31ZM37 191V192H36ZM16 192V193H17ZM44 192V193H43ZM49 192V193H48ZM175 192V193H174ZM5 193V194H4ZM37 193V195H34V194H36ZM58 193V194H57ZM78 193V192H77ZM184 193V194H183ZM189 193V194H188ZM214 193V194H213ZM245 193V194H244ZM15 194V195H14ZM44 194V195H43ZM53 194V195H52ZM57 194V195H56ZM176 194V195H175ZM178 194V195H177ZM8 195V196H7ZM13 195V196H12ZM18 195V194H17ZM170 195H172V196H170ZM173 195H174V198H173ZM182 195V196H181ZM7 196V197H6ZM15 196V197H14ZM20 196H21V198L22 197H24V199L22 198V199H20V201L19 200H17V199H19L20 198ZM32 196V197H31ZM35 196H36V198H35ZM58 196V197H57ZM65 196V197H64ZM167 196V197H166ZM177 196V198H176V201H177V203L179 202L180 204H181V209H180V207L177 205V203L175 202V197ZM181 196V197H180ZM19 197V198H18ZM62 197V198H61ZM64 197V198H63ZM71 197H73V199H75L76 198V200H73ZM78 197V198H77ZM172 198L174 201H172V199H170V198ZM180 197V198H179ZM209 197V196H208ZM11 200H10V199ZM26 198V199H25ZM28 198V199H27ZM68 198V199H67ZM70 198V199H69ZM239 198V199H238ZM29 199H31V202H30V200ZM33 199V200H32ZM48 199V200H47ZM64 199V200H63ZM65 199H67V200H65ZM25 200V201H24ZM39 200V201H38ZM79 200V201H78ZM167 200H168V202H167ZM179 200V201H178ZM182 200V201H181ZM27 201V202H26ZM34 201H36V202H34ZM48 201V202H47ZM73 201H74V203H73ZM172 201V202H171ZM215 201V202H214ZM12 202H14V203H12ZM43 202H45V203H43ZM57 202V203H56ZM77 202V204H75ZM81 204H80V203ZM82 202H84V203H82ZM217 202V203H216ZM50 203V204H49ZM53 203V204H52ZM65 203V204H64ZM175 203V204H174ZM178 203V204H179ZM187 205L188 203H189V205H187V207H185L186 205ZM21 204V205H20ZM27 204V205H26ZM33 204V205H32ZM59 204V205H58ZM66 205L65 207H64V209L63 208H61L62 207V205ZM74 204V205H73ZM88 204V205H87ZM170 204L172 205V207H170ZM197 204H198V201H197V203H196V205H193V206H195L196 207V209L197 208H199V206L197 207ZM205 204V205H204ZM219 204V206H217V207H219L220 209L218 210L217 209V207H215L216 205H218ZM227 204V203H226ZM225 204V207H227V205ZM236 204H238V201H237V203ZM23 205V206H22ZM28 205H30L29 207H25V206H28ZM86 205H87V207L88 208H86ZM174 205H177V207L176 206H174ZM247 205V206H246ZM42 206V207H41ZM51 206V207H50ZM58 206H59V208H58ZM61 206V207H60ZM73 206V207H72ZM84 206V207H83ZM101 206V205H100ZM251 206V207H250ZM23 207H25V211L23 212L22 210H24V209H22ZM35 207V208H34ZM72 207V208H71ZM75 207V208H74ZM102 207V206H101ZM172 208V209H170V208ZM174 207H176V208H178L179 207V209H176L177 211H175V208ZM183 207H185V208H183ZM208 207V208H207ZM68 208V210H66ZM105 208V207H104ZM192 208V207H191ZM194 208V207H193ZM207 208V209H206ZM35 209V210H34ZM37 209V210H36ZM74 209V210H73ZM79 209V210H78ZM102 209H103V211H102ZM182 209H184V211L186 210V212L188 213V214H186V212L185 213H183L182 211ZM189 209V210H188ZM217 209V210H216ZM31 210V211H30ZM51 210V211H50ZM62 210V211H61ZM85 210H86V212H85ZM198 210V209H197ZM201 210H203V211H201ZM221 210V211H220ZM54 211V212H53ZM61 211V212H60ZM67 211V212H66ZM75 211V212H74ZM82 211H84L85 212V214L82 212ZM87 211H88V213H87ZM90 211H92V212H90ZM179 211H180V213H179ZM217 211V212H216ZM34 212V213H33ZM42 212V213H41ZM63 212V213H62ZM72 212V213H71ZM76 212H77V214H76ZM80 212V213H79ZM157 212H158V209H157ZM176 212V213H175ZM192 212V213H191ZM25 213H28V214H26V216L27 215H29V216H27L26 218H22L21 219V217H23L24 215H25ZM62 213V214H61ZM66 214V216H65V214ZM71 214V216L69 215V214ZM83 213V214H82ZM160 215H164V212L162 211H160V212H158ZM162 213V214H161ZM225 213V212H224ZM224 213H222V215L224 214ZM41 214V215H40ZM56 214V215H55ZM72 214H74V217L72 216ZM76 214V215H75ZM82 214V215H81ZM181 214H183V216L181 215ZM187 215L188 216V219H189V222H190V220L192 221H194V224H193V221H192V224L194 225V226H196V227H194V229H193V227L190 225V227H192L191 229H190V227L187 229L186 227L188 226L186 223L188 222L187 221V216H185V215ZM47 215V216H46ZM78 215H80V216H78ZM92 215H96V216H92ZM99 217H98V216ZM220 215V214H219ZM245 215V216H244ZM247 215V216H246ZM21 216V217H20ZM36 216V217H35ZM38 216V217H37ZM46 216V217H45ZM62 216H65V217H62ZM84 216H88V217H84ZM172 216V217H171ZM179 216V217H178ZM31 217H34V218H31ZM40 217V218H39ZM45 217V218H44ZM48 217V218H47ZM53 217V218H52ZM55 217H57V218H55ZM67 217H69L70 219H75V217L77 218V219H79V220H77V219H75V220H70L69 218H68V221L67 222H65L66 220H67ZM73 217V218H72ZM90 217H91V219L93 218V220H91L90 219ZM95 217H96V219H97V221H96V219H95ZM101 217V218H100ZM175 217H178L179 219L178 220H175V219H177V218H175ZM181 217V218H180ZM209 217V218H208ZM35 218H37V219H35ZM39 218V219H38ZM50 218V219H49ZM82 218V219H81ZM87 218H89V219H87ZM182 218H184V221H185V219H186V221L184 222L183 221V219ZM191 218V219H190ZM246 218H247V220H246ZM250 218V219H249ZM251 218H252V220H251ZM254 218V219H253ZM34 219L35 220H37V222H36V224H35V222H34ZM45 219V220H44ZM48 219H49V221H50V223L49 222H47L48 221ZM63 219V220H62ZM181 219H182V222L185 224V225H183V223L181 222ZM207 219H208V221H207ZM249 219V220H248ZM28 220H30V221H28ZM42 220V221H41ZM47 220V221H46ZM52 220V221H51ZM56 220H58V222H56V225H52V227H51V225L50 224H55V223H53V221H56ZM59 220L63 223V224H61V222H60V224H59ZM69 220H70V223H72V221H73V223L71 224V225H69L70 223H69ZM80 220H82V225H79V227H77V229H81V230H78L79 232H77L78 234H80L79 235V237H81V238H78V240H77V242L76 241H73L74 242V244L72 243V241H71V243H69L68 242V244L66 245L67 246V248H68V250H67V248L64 250V248L66 247V246H64L63 247V245L65 244V243H67V239H65L66 240V242L65 243H63V245H60L61 247H59L58 245L59 244H62V241H60V240H64V238L62 239V236L64 237L65 235V233L66 234H69L68 232H72V230L74 229L73 227H75V225L76 224H81V222H80ZM86 220V221H85ZM87 220H89L88 222H87ZM103 220H107V219H103ZM199 220V221H198ZM203 220V221H202ZM211 220V221H210ZM31 221H33V224H34V226L35 225H37L38 224V222L39 221H41L42 223L40 224V225H42V228H45L44 227V224H47V227H48V225H49V227H51L50 228V234H51V236L50 237H53L52 239L55 241V240H57V242L55 241H52V242H54V243H52V244H55V243H57V245H55L56 247H53L52 246V244L50 245V246H48V244L46 245V244H44V249H46V251H47V253H45L44 254V252H46L45 250L43 251V249L42 250H39V249H41V246L42 245H40V244H43V240H44V243L46 242V240H48L49 239V235H47L49 232L46 230V228H45V230L43 231L44 233V235H45V237L47 238L46 240H45V237H44V235L43 234H41L40 235V233H39V230L41 229L40 227H39V230L37 229L36 230V228H38V227H34L35 229H32L33 228V224L31 223ZM85 221V222H84ZM99 221V222H98ZM196 221V222H195ZM207 221V222H206ZM253 221V222H252ZM29 222H30V224H29ZM44 222V223H43ZM45 222H47V223H45ZM52 222V223H51ZM87 222V223H86ZM93 224H91V223ZM95 222H97V225L100 227V226H103V227H101L103 230H102V234L101 235H99L101 232L99 231V229L97 228L98 226H96V223ZM106 222V221H105ZM176 222H178V224L176 225ZM180 222L182 223V224H180ZM203 222V223H202ZM208 222H211L209 225H208ZM226 222V221H225ZM21 223H22V225H21ZM40 223V222H39ZM59 224V227L57 226L58 224ZM69 223V224H68ZM101 223V224H100ZM206 223H207V226H211V224H212V227H211V229L213 228H215L214 226L215 225H219V226H216V227H218V228H221L222 227V229L220 230V229H218V228H215L213 231H211V229H210V231H209V228H206L207 226H205L206 225ZM258 225V227H260V228H258L257 227V225ZM64 224H68V225H64ZM91 224V225H90ZM169 224V225H168ZM173 224V225H174ZM189 224V223H188ZM94 225L96 226V227H94ZM163 227H161V226ZM167 225H168V227H167ZM178 225H179V227H178ZM180 225H181V227H180ZM187 225V226H186ZM214 225V226H213ZM256 225V226H255ZM260 225V226H259ZM22 226H24V227H26V228H24V227H22ZM38 226V225H37ZM46 226V225H45ZM53 226H56L55 228H53ZM65 226V227H64ZM71 226H72V228H71ZM76 226H78V225H76ZM85 228H83V227ZM91 226H93L92 228H91ZM155 226V227H154ZM183 226L186 228V231H185V229L181 232V230H179V229H183ZM28 227H30V228H28ZM32 227V228H31ZM61 227V229H59ZM67 227V228H66ZM89 227V228H88ZM108 227V228H107ZM151 228V231H150V228ZM166 227H167V229H166ZM171 227L173 228V229H176V231L175 230H173V232H172V229H171ZM254 227H255V231H254ZM22 230H21V229ZM66 228V229H65ZM98 229V231H96L97 229ZM100 228V229H101ZM105 228V229H104ZM157 229L156 231H154V230H152V229ZM36 230L35 232H37V233H39V235L41 236V239H40V236L38 237H36V236H33L32 234H36V233H33L34 231H31V230ZM47 229H49V228H47ZM58 229H59V231H58ZM76 229V228H75ZM86 229H88V231L86 230ZM93 231V232H90L91 230ZM95 231H94V230ZM108 229V230H107ZM165 229V230H164ZM168 229H170L169 231H168ZM207 231H206V230ZM217 229H218V231H217ZM20 230V231H19ZM28 232H27V231ZM29 230H30V232H29ZM69 230V231H68ZM90 230V231H89ZM190 230H195L194 232L192 231V234H191V231ZM205 230V232H203ZM257 230V231H256ZM260 230V231H259ZM25 231H26V233H28V234H26L27 236H29L30 234L33 236V237H35V238H33V237H31L30 238V236H29V238L30 239H32V240H34V241H32V240H30L26 235H23L24 233H25ZM54 231V232H53ZM75 231V230H74ZM73 231V232H74ZM87 231V232H86ZM32 232V233H31ZM40 232H42L41 230H40ZM46 232H47V234H46ZM63 232V233H62ZM90 232V233H89ZM95 232H97V233H95ZM99 232V233H98ZM104 232V233H103ZM109 232H111V234L109 233ZM143 232H144V234H143ZM152 232V233H151ZM162 234H161V233ZM168 232H171V234H169ZM207 232H210L211 234H212V236H211V234L210 233H208L207 234ZM218 232V233H217ZM261 232V233H262ZM54 233V234H53ZM56 233H58V235L56 236ZM60 233V234H59ZM91 233H92V235H91ZM106 233V234H105ZM178 233V235H180ZM201 233V231L199 232V233H196V234H200ZM52 234H53V236H52ZM83 234V235H82ZM96 234H98V235H96ZM106 236H105V235ZM147 234V235H146ZM158 234H160V235H158ZM42 235H43V237H42ZM48 237H47V236ZM94 235H96V237L94 236ZM111 235V236H110ZM123 235H124V233H123ZM164 235V236H165ZM176 235V237L177 238H180V236H182L183 234H181L179 237H178V235L177 234H175ZM201 235V234H200ZM202 235V236H203ZM229 235H231V233L230 234H227L226 236H224L223 238H221L222 240H224L225 242H227V243H229V244H227V243H225V242H221L222 243V246L221 245H218V242L214 239V237H212V238H210V240H213V242H216L217 244H215L214 243V245H216L215 247H219V248H216L215 249V247H214V249H211V247H212V241H210V240H208L207 241V243H201L203 246H204V248H202V246H201V244L200 245H191V244H188V243H190V237L189 238H187L188 240H189V242H187L186 243V241L185 240H187V239H185V240H183V237L181 238L182 239V241H184V242H182V241H180L179 239H178V241H177V238L176 237H174L173 235V239H169L170 241H171V243H170V241L169 240H166L165 238H166V236L165 237H163V238H161V241L163 240V242H162V244L165 242V241H168V243H167V246L168 247H165L166 246V244H163V245H165L164 247H163V249H166V250H168L166 253H164V255H165V259H159V257L156 259H145V260H143L142 259V257H139V256H133V257H128V259H126V258H123V256L122 257H119V260L121 261H119L118 260V263L115 261V263H117V264H124V263H126V264H128L127 262H129V264H134L135 263V261H136V263L135 264H137V261H139V260H141V262L143 263V264H188L189 262V264H194L195 262L197 263V261L200 259L199 258V256H198V254L197 253H199L196 249H193L194 247H199V246H201L200 247V251L202 252V250H203V252H204V254H202V253H199V255L201 254V255H203V256H206V259H207V261H206V259H205V262H206V264H211V263H214V262H216L217 264H220V260H221V262H224V264H228V263H230V264H236V261H237V263H239V264H243L244 262H247V264H256V263H258V264H260V262L262 263V261L264 260L263 258H264V239H263V241H261V235H260V237L259 238H257L256 237V234H254V238H255V241L256 242H254L255 244H256V247L254 246L255 244H253L252 243V246H254L253 247V249L254 248H257V249H254V250H258V252H254L253 251V249H250V250H252L251 252H249V249L247 250V249H245V248H247V247H249L250 248V246H249V242L247 243L248 244V246L247 247H242L241 245H243V243L244 242H242V240H239V238L237 239V237H235L234 235L232 236V238L234 239V241H233V239L232 238H230V236ZM85 236V237H84ZM98 236V237H97ZM99 236H101V237H99ZM107 236H109L108 238H107ZM112 236H114V237H112ZM125 236V235H124ZM124 236H122V237H124ZM201 236V237H202ZM229 238H228V237ZM87 237H89L88 239V241H89V246H83L82 248V250H84V249H87L89 252H88V255H87V250H85L86 252H85V255H87V256H83V255H81L80 254V252L81 251H79V250H76V246L79 244V243H81L82 244V242H83V238H84V242L83 243H85V244H83V245H86V243H87V245H88V241L86 242V239H87ZM121 237V234H120V238L123 240L124 238H122ZM128 237V236H127ZM126 237V238H127ZM207 237V236H206ZM205 237V238H206ZM209 237L208 238H206L205 240H207V239H209ZM226 237V238H225ZM263 238H264V233H263V236H262ZM36 238H38L40 241H39V243H38V241L36 242V240H38V239H36ZM55 238V239H54ZM56 238H58V239H56ZM61 238V239H60ZM65 238H67L66 236H65ZM137 238H133V236H132V240L133 239H137ZM148 238V240H146ZM175 238H176V240H175ZM204 238V237H203ZM228 238V239H227ZM256 238L258 239V241L256 240ZM51 238H50V240H52ZM60 239V240H59ZM94 239V240H93ZM99 239V240H98ZM106 239V240H105ZM113 239L111 240V241H113ZM164 239H165V241H164ZM231 239V240H230ZM50 240H48V241H50ZM64 240V241H65ZM93 241V243L94 244H92V241ZM101 240V241H100ZM116 240H118L117 238H116ZM115 239H114V242L116 241ZM121 240V241H122ZM146 240V241H145ZM172 240L174 241V243L172 242ZM187 240V241H188ZM191 240H192V238H191ZM215 240V241H214ZM227 240V241H226ZM237 240H239L240 242L239 243H241V244H239L238 243V241ZM244 240V239H243ZM58 241H59V243H58ZM104 241V242H103ZM119 242H117L118 244H117V246H116V248L118 249L120 246L119 245H122L121 244V242H120V240H118ZM160 241V240H159ZM175 241H177V242H175ZM228 241H233L232 243H234V246L232 245V243L231 242H228ZM235 241H237V242H235ZM261 242L262 244H260V245H258V247H257V244H258V242ZM42 242V243H41ZM105 242H106V244H105ZM143 242H141V244H140V246L139 247H141L142 245H144V243ZM220 242V241H219ZM259 242V243H260ZM35 243V244H34ZM46 243H49V242H46ZM108 243V244H107ZM176 243V244H175ZM185 243V245H183ZM225 243V244H224ZM237 243V244H236ZM95 244H97V245H95ZM171 244V245H170ZM174 244V245H173ZM181 244H182V246H181ZM187 244V245H186ZM207 244H209V245H207ZM224 244V245H223ZM228 245L227 247L229 248V250H230V252L233 254V252L234 251H236L235 253H234V258H237L236 259V261H235V259H234V263H233V257H231V258H226V256H227V253H226V250L227 249H223L224 247L223 246H225V245ZM246 244V245H247ZM69 245V246H68ZM99 245V246H98ZM177 245V246H176ZM189 245H191V247H189V250L187 251V248H188V246ZM233 247H232V246ZM237 245H240L241 246V248H239L238 249V246ZM263 245V246H262ZM57 246H58V248H62V250H63V252H60V251H58L59 249L57 248ZM79 246L81 247L82 245H80L79 244ZM93 246L95 247L94 249L95 250H93ZM102 246V247H101ZM104 246V247H103ZM106 246V247H105ZM187 246V248L185 249V247ZM207 246H209L210 247V249L209 248H207ZM244 246V245H243ZM259 246H261V251H260V248H259ZM40 247V248H39ZM49 248V249H47V248ZM50 247H53L54 248V250H53V248H51L50 249ZM69 247H71V249L69 248ZM78 247V246H77ZM85 247V248H84ZM90 247V248H89ZM98 247V248H97ZM143 247V246H142ZM141 247V248H142ZM170 247V248H169ZM173 247V248H172ZM175 247V248H174ZM183 248V250H181L182 248ZM226 247V246H225ZM226 247V248H227ZM231 247V248H230ZM43 248V247H42ZM177 248V249H176ZM181 248V249H180ZM190 248H192L193 250H190ZM207 248V249H206ZM233 248V249H232ZM235 248H237V250H234ZM244 248V250H246V254H245V256H243L244 255V253H245V251H243V252H241L242 251V249ZM259 248V249H258ZM58 249V250H57ZM97 249H98V251H97ZM116 249V250H117ZM170 249V250H169ZM179 249V250H178ZM210 251H212L213 253H215L216 254V252H214V251H216V250H221L222 249V251H220L219 253H218V255H215V254H212V252L210 253V252H208L209 250ZM71 250V251H70ZM102 251V252H99V251ZM174 250H175V252H174ZM195 250V251H194ZM206 250V251H205ZM208 250V251H207ZM232 250V251H231ZM239 250V251H238ZM41 251V252H40ZM42 251H43V253H42ZM50 251V252H49ZM68 251V252H67ZM76 251V252H75ZM107 251V252H106ZM169 251H170V253H169ZM174 253H173V252ZM183 251H184V253H183ZM189 251H191L190 253H193L194 255H192L191 256V254H186V253H188ZM197 251V252H196ZM224 251H225V253H224ZM96 252L98 253V254H96ZM179 252H181L182 254H180ZM197 254V256H198V258H196L197 256L195 255V253ZM208 252V253H207ZM222 252L224 253V254H226V256H224L225 257V259H223L224 257H223V254H222ZM229 252V253H230ZM242 253L241 254V256H243V257H241V259H240V255L238 254V253ZM49 253V254H48ZM63 253V254H62ZM83 253V252H82ZM100 253H102V254H100ZM105 253V254H104ZM177 253V254H176ZM205 253H207L208 255H210L211 257H213V256H215L214 258H215V261L213 260V259H211V260H208V258L210 257H208L207 258V256L208 255H206ZM210 253V254H209ZM228 253V254H229ZM251 255H250V254ZM255 253V254H254ZM256 253H258L257 255H263V258H261V256L259 257L258 256V258H257V255H256ZM261 253V254H260ZM42 254H43V256H42ZM47 254V255H46ZM66 254V255H65ZM80 254V255H79ZM84 254V253H83ZM94 254V255H93ZM108 254V253H107ZM168 254V255H167ZM247 254H249V255H247ZM53 255V254H52ZM68 255H69V257H68ZM74 255V256H73ZM77 255V256H76ZM102 255V256H101ZM177 255V256H176ZM182 255V256H181ZM184 255H186V256H184ZM200 255V256H201ZM223 257H221V256ZM230 255V254H229ZM239 255V256H238ZM252 255H254V257L255 258H253V256ZM58 256V257H59ZM71 256V257H70ZM81 256V257H80ZM101 256V257H100ZM121 256V255H120ZM167 256H168V258H167ZM174 256V257H173ZM191 256V257H190ZM193 256L196 258H194L195 259V261L194 260H192V258H193ZM219 258H218V257ZM237 256V257H236ZM46 257H48V258H46ZM66 257H68V258H66ZM83 257V258H82ZM136 257V258H135ZM140 258L139 260H138V258ZM171 257V258H170ZM173 257V258H172ZM179 257H181L179 260H178V258ZM185 257H188V259L190 258V260H187V258H185ZM221 257V258H220ZM244 257H249V259L248 260H243V258ZM42 258V259H41ZM46 258V260H43V259H45ZM56 258V257H55ZM73 258V259H72ZM123 258V259H122ZM203 258H205V257H203ZM240 260H239V259ZM251 258H252V260H251ZM49 259V260H48ZM65 259H67V260H65ZM98 259H95V261L96 260H98ZM125 259V260H124ZM159 259V260H158ZM177 259V260H176ZM181 259H184V260H181ZM210 259V258H209ZM227 259H229L228 261H227ZM231 259H232V261H231ZM253 259H254V262H253ZM258 259V260H257ZM54 260V259H53ZM56 260V259H55ZM64 260V261H63ZM70 259H69V263H70V261H71ZM126 260H128L127 262H125ZM134 262H133V261ZM156 260H158V261H156ZM161 260V261H160ZM189 261V262H187V261ZM197 260V261H196ZM200 260H202V261H198V263H203L204 261H203V259H202V257H201V259ZM222 260H224V261H222ZM251 261L252 263H250V262H248V261ZM256 260V261H255ZM44 261V262H43ZM61 261H63V262H61ZM77 261H75L74 260V263H76ZM93 258H92V264H94L93 263ZM179 261V262H178ZM240 261H241V263H240ZM48 263H50V262H48ZM54 263H52V264H54ZM73 263V264H74ZM140 263V261L138 262V264ZM142 263H140V264H142ZM195 263V264H196ZM197 263V264H198ZM95 264H98V263H95ZM204 264V263H203ZM263 264H264V261H263Z\"/></svg>","mask_w":264,"mask_h":264},{"label":"crops","instance_id":"crops-1","mask_svg":"<svg viewBox=\"0 0 264 264\" xmlns=\"http://www.w3.org/2000/svg\"><path fill=\"white\" fill-rule=\"evenodd\" d=\"M215 8L243 14L246 20L229 29ZM133 42L145 66L166 85L189 88L224 75L197 108L201 131L211 145L203 148L204 154L226 179L222 161L245 166L250 175L261 169L257 189L264 209V76L236 71L245 64L239 57L243 48L264 70V0L169 1L149 15ZM194 94L193 103L183 102L184 107L195 106ZM199 153L196 148L181 156L180 181L190 190L205 185L212 166L203 159L195 162ZM16 212L0 201V264H35V249L17 236Z\"/></svg>","mask_w":264,"mask_h":264},{"label":"built area","instance_id":"built-area-1","mask_svg":"<svg viewBox=\"0 0 264 264\" xmlns=\"http://www.w3.org/2000/svg\"><path fill=\"white\" fill-rule=\"evenodd\" d=\"M201 159H202V157L199 154L194 156V161L197 162V163H200Z\"/></svg>","mask_w":264,"mask_h":264}]
</instances>
